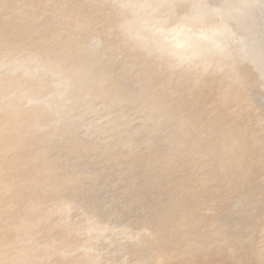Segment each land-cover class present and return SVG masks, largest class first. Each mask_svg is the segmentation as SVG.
Segmentation results:
<instances>
[{"label":"rangeland","instance_id":"1","mask_svg":"<svg viewBox=\"0 0 264 264\" xmlns=\"http://www.w3.org/2000/svg\"><path fill=\"white\" fill-rule=\"evenodd\" d=\"M1 1V0H0ZM5 2V0H2L1 2L2 3H4ZM8 1V0H7ZM5 2L4 4L5 5H9L10 3H12L13 1H15V3L17 2L18 3V5H17V3L15 4L14 2V4L15 5H17L16 7H15V9L13 8L14 6V4L12 3V4H10V5H12V6H8V8H7V6L6 7H4V5L2 4V3H0L1 4V6H2V8H0V9H2V11L1 12H4V13H1L0 12V20H1V18H2V22L0 21V39L3 37V39L4 38H7V40L8 41H6V39H4L5 40V43L6 44H4V45H2V48H1V46H0V72H1V74H2V71L3 72H5V70H6V72L4 73V74H6V73H8L7 75H8V77H6V78H2V79H4V82H3V80L1 79V74H0V79H1V81L3 82L2 84V86H1V84H0V88H1V90H0V102H1V104H0V107H3V108H8V113H7V115H9V116H7V120L9 119L10 121L9 122H14L15 120H17V118H18V116L22 113V112H24L25 113V115H24V113H22L21 115L24 117V119H23V117L21 118V115H20V118L22 119V121L23 122H26L27 123V132H26V134H25V138H24V141H23V145L24 144H28L26 147H28V149L29 150H31V149H33V150H36L38 147H42L41 146V141L42 140H44V142H45V145L47 146V144L49 145V144H51V142H52V144L51 145H53V146H51L52 148H54V149H52L51 151V153L50 154H47V155H45V157L44 156H42L43 158H38V159H40V160H36V159H34L35 161H40L39 162V166H40V169H39V166H36V165H38V164H36L35 166L36 167H34L33 165H31V166H29V165H26L27 167H25L24 168V166L22 167V168H20V170L22 169L23 171L24 170H26L27 168V170L28 171H24V174L26 173V175L29 177L28 178V180L30 181V179H32L33 178V180L34 181H31V185L33 184V183H35V181H38V182H40V183H42V182H44V178L46 177V180L48 179V178H50V175L52 174H49V172H48V174L47 173H45L46 171L42 168V162L44 163V162H46L45 160V158H54L53 160H55V161H59L60 163H64L65 165H66V163H67V165L66 166H68L69 167V169L71 168L73 171H75L74 173H78L79 174V180H77V182L78 181H80L81 179H82V181H83V184H87L88 186H85L84 187V189L86 188L87 189V187H89V183H87V182H89V181H91V180H89L88 179V177L90 176V178L92 177L93 179H92V181H93V183H91V185L98 191L96 194L95 193H93V194H89L92 198H90V200H91V202L90 203H92L93 202V204L95 203L97 206H101V207H108V208H104V210H106V213H105V211H104V215L106 216V218L105 217H103V220L101 221V222H99V223H97V224H94V223H92V226H91V222H93V221H95L96 219L98 220V218L93 214V213H91L90 211H88V210H82L83 208H81V210L80 209H77L76 210V208L74 209V207L72 206H70V208L68 207L66 210H65V212L63 213V211H61V212H58L59 210H56V209H54V207L55 208H57L56 206H54V204L53 203H47L48 205H49V207H48V205H46L47 207V209L49 210V212H53L52 213V215L55 213V214H57L55 211H57L58 212V214L57 215H55L54 214V216H53V222H60L61 224H67L68 223V225H72V227L73 228H75V227H77L76 229L78 230V228L81 230V228H82V230H81V233L79 234L78 233V235H81L82 234V236H80V238L83 240L84 238H87V239H89L90 240V237H91V239L93 240H91V241H87V245L89 244V246L88 247H94L93 248V252H92V250L90 251V248H88L87 247V245H86V247H81V248H76V249H73L74 251L76 250L77 251V249H78V252H76L75 251V253L77 254H75L74 253V251L72 252V251H70L69 253H71V255L68 253L67 254V256L69 255V256H72L73 255V257H79V256H81V254H86L85 256V258H89V257H91V256H93L92 258H94V259H96V261L98 260V262H101V263H103V264H122L123 263V261H124V263L123 264H129L128 262L131 260L130 258H129V256H131L130 254L128 255V253L127 252H125V249H122V251H120L119 250V247H120V245L122 246V247H120V248H124V247H127V246H129V243L130 244H132V243H135L136 242V240H137V242L138 243H140L139 241H138V239H139V237H140V235H142V233H143V235L141 236L142 237V239L145 241V243H146V241H148V239L150 240V238H152L149 234L153 231V233H154V230H153V227H152V225L151 224H149V222H148V219L145 221V217L143 216L145 213L143 212V210L146 208V206L149 208V207H151L149 204H157L156 206H154V207H156L155 209H157L158 207V209H160V206H161V209L159 210L161 213L163 212L164 213V211L166 212V217L165 218H167V221H168V219L169 218H171L169 221H168V224H167V235H162V238L164 239H167L168 237L169 238H171V243L173 244L174 243V240H176V238H178L177 240H180V239H182V238H179V237H181V235H183L184 233H188V232H190V229L193 227V224L195 225V229H196V227H197V229H196V233H198L199 231L200 232H202L204 235V237H205V239H206V237L208 236V238H207V240L209 239V240H211L210 242H209V245L207 246V248H203V247H201V245H202V243H200L201 241L199 240V242L197 243V241H196V244H195V242L194 243H191V245L190 246H192V244L194 245L195 244V246H192L190 249H188V252H189V250H190V253H197V252H200L198 249H199V247H201V248H203V249H207L208 251H218V250H222V249H225V247L227 248V245H225V244H229V243H232L233 244V241L232 240H234V239H236V237H235V235L239 238L240 237V240L239 239H237L236 240V242H239L240 241V245L238 244V246H240L241 247V245H247L246 247H244V245H243V248L241 247V249H240V247H238V249H236L237 247H234V248H232V249H229V251H227V260L228 261H233V263L234 264H255L256 263V257H257V252H259V250L260 249H262V247H264L263 245H264V233L262 232V231H260V230H258V228H259V225L261 224V222H262V219L264 218V217H261V216H263L264 215V195L262 196V198L261 197H254L253 196V198L254 199H252V197L251 196H245V195H243L244 194V192H246V191H248V192H253L254 190H258V189H263V192H264V185H263V183H264V162L262 163V161H264V124H261V122L262 123H264V121H263V119L261 118V117H263V115H262V113L264 112V110L262 111V109H264V104H263V102L264 101H262L261 99H263L264 97V94H262V93H264V76L263 75H260V74H258V72L256 73V71H255V69H253L252 70V68H246V66H249V65H256V63L255 62H253L252 60H248L247 61V59H244L243 57H241V56H239L238 57V55H240V54H238V52H237V54L235 55L234 53H236V49H234L235 48V46H236V48L237 47H242V44L244 43V41L245 40H248V39H250L251 40V38L253 39V38H255L254 36L256 35V34H259V35H261L262 36V39L264 40V0H136V1H134V0H124V2H123V0H122V3L123 4H121V1L120 0H101V1H99V0H91V2H89V0H71V3H70V0H66V2H65V0H49V2L51 1H53L52 3H49L47 0H45V4H47V6H48V8H49V6H50V8L48 9L47 8V6L46 5H43V3H44V1L43 0H33L32 2H29V1H31V0H28V1H26V0H24L26 3L25 4H27V5H30V3H31V5L30 6H28V8L30 7V8H32L33 9V6H34V9L32 10V9H30V10H28V8L27 7H25V4H21V1L24 3V1L23 0H13L12 2H11V0L9 1L10 3H8V2ZM20 1V2H19ZM46 1H47V3H46ZM97 2L96 3V5L94 4V2ZM103 1V2H102ZM108 1H109V3H108ZM127 1H128V3H129V5H127L128 3H127ZM152 1V2H151ZM155 1V2H154ZM174 1V2H173ZM28 2V3H27ZM69 2V3H68ZM120 2V3H119ZM132 2V3H131ZM136 2V3H135ZM141 2V3H140ZM148 2V3H147ZM176 2V3H175ZM178 2V3H177ZM253 2V3H252ZM64 3H65V5H64ZM86 3V5H84ZM93 5H92V4ZM102 3V4H101ZM111 3V4H110ZM147 3V4H146ZM21 4V5H20ZM39 4V5H38ZM48 4H50V5H48ZM67 4H68V6H67ZM93 6V8L91 7V9H90V6L91 5ZM98 4V5H97ZM126 4V5H125ZM135 4H137V6H133V5H135ZM140 4V5H139ZM143 4H145V5H143ZM175 4V5H174ZM179 4H180V6H179ZM26 5V6H27ZM53 5V6H52ZM54 5H55V7H54ZM69 5H71V6H69ZM74 5H75V9H74ZM119 5V6H118ZM181 5H182V7H181ZM188 5H190L189 7H188ZM0 6V7H1ZM20 6V7H19ZM23 6V7H22ZM32 6V7H31ZM86 6V7H85ZM95 6V7H94ZM109 6V7H108ZM121 6H123V7H121ZM130 6V7H129ZM132 6H133V8H132ZM144 6H146V7H144ZM148 6V7H147ZM149 6H151V7H149ZM219 6H220V8H219ZM18 7V8H17ZM36 7V8H35ZM70 7V12L67 10L68 8ZM77 7V8H76ZM82 7H85L84 9L82 8ZM116 7V8H115ZM119 7V8H118ZM10 8L13 10V12H12V10H11V12L12 13H8V11H10ZM17 8V9H16ZM28 10H26V9ZM64 8H66L65 10H64ZM79 8V9H78ZM82 8V9H81ZM94 8H99V9H94ZM102 10H101V9ZM109 8V11L107 10V9ZM111 8L113 9V11H111ZM115 8V9H114ZM131 8V9H130ZM148 8V9H147ZM5 9V11H3ZM7 9H8V11H7ZM55 11V9H56V11L54 12L53 10ZM71 9L73 10V11H71ZM87 9V10H86ZM90 11H89V10ZM143 9V10H142ZM194 9H197V10H194ZM220 9V10H219ZM18 10V13H15L16 11ZM37 10V11H36ZM52 10V11H51ZM74 10L76 11V12H74ZM80 10V11H79ZM84 10V11H83ZM92 10V11H91ZM255 10H257L258 12H256V14L254 13L255 12ZM6 11H7V13H6ZM15 11V12H14ZM19 11H20V16H21V14H23V13H26V15L25 14H23L24 16H25V20L23 19L24 18V16L22 17V19L21 20H24L25 21V25H24V23H22L21 24V22H23V21H21V20H18L19 22H18V24H15V22H12L13 20H14V18L15 17H17L18 18V16H15V14H19ZM30 11V12H29ZM100 11H102L103 13H101ZM118 11H119V13H118ZM29 12V13H28ZM36 12V13H35ZM54 12V14H52ZM82 12V13H81ZM84 12H85V14H84ZM90 12V13H89ZM93 12V13H92ZM150 13V14H147V13ZM189 12H191V13H189ZM81 13V14H80ZM106 13V14H105ZM12 14H14V18L12 19V20H10L11 18H12ZM54 16V18L52 17V15ZM68 14V15H67ZM72 14V15H71ZM97 14V15H96ZM127 14V15H126ZM149 15V16H148ZM191 15V16H190ZM194 15V16H193ZM19 16V18L18 19H20L21 17ZM50 16V17H49ZM59 16V17H58ZM74 16V17H73ZM83 16H85L84 18H86V19H88V20H86V19H84L83 20ZM87 16V17H86ZM93 16V17H92ZM98 16V17H97ZM108 16H109V18H108ZM116 16H117V18H116ZM141 16V17H140ZM198 16V17H197ZM200 16V17H199ZM221 16H222V19H220L221 18ZM245 16V17H244ZM8 17L10 18V19H8ZM55 17H57V18H55ZM88 17H90V18H88ZM92 17V18H91ZM187 17V18H186ZM210 17V18H209ZM247 17V18H246ZM257 17V18H256ZM17 18H15V19H17ZM96 20H95V19ZM104 18V19H103ZM119 18V19H118ZM199 18H201V19H199ZM206 18V19H205ZM239 18H240V20H239ZM5 19H6V21H8L7 23H5ZM8 19V20H7ZM28 19V20H27ZM53 19V20H52ZM93 19V20H92ZM111 19V20H110ZM245 19V20H244ZM26 20H27V22H26ZM53 22H52V21ZM121 20V21H120ZM192 20V21H191ZM204 20V21H203ZM208 20V21H207ZM9 21H11L10 23H12V24H10V25H14L15 24V27H17V28H15L14 26L12 27V28H14L13 30H12V28L10 27V26H6V24L8 25V23H9ZM16 21V20H15ZM91 21V22H90ZM105 21V22H104ZM109 21V23H106V22H108ZM113 21V22H112ZM153 21V22H152ZM215 21V22H214ZM217 21V22H216ZM245 21H246V23H245ZM54 22H55V24H54ZM93 22V23H92ZM95 22V23H94ZM135 22V23H134ZM144 22V23H143ZM221 22H223V23H221ZM5 23V24H4ZM17 23V22H16ZM21 25H20V24ZM91 23V24H90ZM111 23V24H110ZM221 23V24H220ZM255 23H256V25H255ZM27 24V25H26ZM30 24V25H29ZM188 24H189V26H188ZM234 24V25H233ZM18 25H20V26H18ZM54 25V26H53ZM89 25V26H88ZM252 25V26H251ZM254 25V26H253ZM8 28V29H5L6 27ZM24 26H26L25 28H23ZM92 26V29H93V31H91L92 29L90 28ZM142 26V27H141ZM21 27H22V29H21ZM104 27H105V29H104ZM193 27V28H192ZM220 27H222L221 29H220ZM86 28H90L89 30L88 29H86ZM257 28V29H256ZM228 30V32L225 30ZM2 30V31H1ZM8 30V31H7ZM87 30V31H86ZM103 30V31H102ZM121 30H125V33L124 34H122L121 32ZM252 30H253V32H252ZM22 31H24V32H22ZM90 31V32H89ZM105 31V32H104ZM222 31H223V33H222ZM241 31V32H240ZM261 31V32H260ZM87 32H89V33H91V34H89V33H87ZM234 32V33H233ZM2 33H4L3 35H2ZM7 33H9V34H7ZM22 33H24L23 34V36H22ZM38 33H40V34H38ZM52 33V34H51ZM100 33H103V34H101V36L99 37V35H100ZM118 33V34H117ZM225 33V34H224ZM14 35V37H13V35ZM227 34V35H226ZM248 34V35H247ZM4 35H9V36H4ZM15 35H17V36H15ZM88 35V36H87ZM25 36V37H24ZM87 36V37H86ZM90 36V37H89ZM227 36V37H226ZM119 37V38H118ZM153 37V38H152ZM206 38V37H212L213 39L215 38V39H217V41H218V45H217V49H220L219 51H216V49L214 50V49H206L204 46H203V44L204 43H207V42H209L208 41V39L206 38V40H203V38ZM238 37V38H237ZM10 38H12V39H14V40H12V39H10ZM89 38V39H88ZM105 38H107V39H105ZM126 38V39H125ZM3 39H1V41L3 40ZM29 39V40H28ZM91 39V40H90ZM153 39V40H152ZM230 39V40H229ZM240 39V40H239ZM28 40V44L27 43H25L26 41ZM94 40V41H93ZM107 40V41H106ZM123 40V41H122ZM126 42H125V41ZM224 40V41H223ZM233 40V41H232ZM9 41H11V42H9ZM17 41V42H16ZM93 41V42H92ZM228 41V42H227ZM4 41H2V43H3ZM8 42V43H7ZM107 42V43H106ZM116 42H118L117 44H116ZM123 42V43H122ZM125 42V43H124ZM231 42H232V45H231ZM1 42H0V45L2 44ZM23 43L26 45H28V47H29V50H28V47H25L24 48V46L25 45H23ZM94 43V44H93ZM228 43V44H227ZM21 44H22V46H21ZM85 44V45H84ZM87 44V45H86ZM96 44H98V46L96 45ZM111 44H112V48H111ZM220 44H222V45H220ZM223 44H224V46H223ZM227 44V45H226ZM230 44V46H232L231 48H233V49H231L230 48V46H229V48L227 47L228 45ZM5 45H7V46H5ZM90 45H91V47H90ZM94 45H96L97 46V48L96 47H93ZM105 45H107L106 47H108V48H106L105 47ZM123 45H125V46H123ZM173 45L175 46V47H173ZM239 45V46H238ZM241 45V46H240ZM5 46V48L3 49V47ZM19 46H20V48H19ZM85 46V47H84ZM120 46V47H119ZM226 46V48H224ZM8 47V48H7ZM10 47V48H9ZM111 49H110V48ZM114 47H116L115 49H114ZM184 47H188V48H186L184 51H182V52H178V51H176V50H179L178 48H184ZM9 49V50H7V49ZM22 48H24V49H26L25 50V54H30V55H27V56H29V58H27L26 60H25V58L27 57H25V55H24V53H23V55H24V57L22 56V54H21V50H24V49H22ZM87 48L88 49H90V50H88V51H90V53L87 51ZM124 48H126L125 50H124ZM228 48V49H227ZM21 49V50H20ZM95 49V50H94ZM96 49H97V51H96ZM105 49V50H104ZM122 49V50H121ZM223 49V50H222ZM238 49H242V48H238ZM2 50H5V54L7 53L6 52V50L7 51H10V52H8L7 53V55H3L4 53V51H2ZM43 50V51H42ZM110 50H113V51H110ZM189 50V51H188ZM230 50V51H229ZM232 50V51H231ZM28 51H29V53H28ZM104 53H103V52ZM106 51H108V53L106 52ZM122 51V52H121ZM128 51V52H127ZM166 51V52H165ZM223 51H225V52H223ZM235 51V52H234ZM24 52V51H23ZM97 52V53H96ZM127 54H126V53ZM130 52V53H129ZM228 52H230L231 53V55H232V53L234 54V56L232 55V57H236V61L238 62V64H240L241 66H242V62L246 65H243L244 66V68L242 69L241 68V66H240V70H244V72L243 71H240L238 68H239V65L237 64V63H235L236 61H235V59H234V63L235 64H232L233 63V59H232V57H231V55L228 53ZM262 52H264V51H261V53ZM88 55H87V54ZM205 53H206V55H205ZM178 54V55H177ZM180 54V55H179ZM3 56V58H2V56ZM13 55V56H12ZM87 55V56H86ZM103 55H105V56H103ZM205 55V56H204ZM4 56H6V57H4ZM85 56V57H84ZM227 56V57H226ZM10 57H12L11 58V61H10ZM115 57H117V58H115ZM203 57H204V60H203ZM1 58H2V60H1ZM9 58V59H8ZM22 58H24V59H22ZM39 58H40V60H39ZM108 58V59H107ZM225 58H227V59H225ZM231 58V59H230ZM238 58H240V59H238ZM7 59V60H6ZM55 59V60H54ZM96 59V60H95ZM116 59V60H115ZM241 59H243L242 60V62H241ZM14 60V61H13ZM25 60V61H24ZM62 60V61H61ZM110 60V61H109ZM112 60V61H111ZM201 60V61H200ZM226 60V62H224ZM232 60V61H231ZM241 62H239V61ZM262 60V59H261ZM260 60V61H261ZM263 60H264V58H263ZM5 61H6V64L4 65V63H5ZM41 61V62H40ZM73 61V62H72ZM78 61V62H77ZM121 61V62H120ZM158 61V62H157ZM230 61V62H229ZM250 61V62H249ZM10 62V63H9ZM108 62V63H107ZM149 62V63H148ZM179 63V62H184L185 63V65H178V64H175V63ZM217 62V63H216ZM219 62H221V63H224V64H221V63H219ZM246 62V63H245ZM248 62V63H247ZM73 63V64H72ZM228 63V64H227ZM231 64V66H230V64ZM255 63V64H254ZM261 63V62H260ZM262 63H264V62H262ZM91 64V65H90ZM97 64V65H96ZM247 64H249V65H247ZM47 65V66H46ZM225 65H227V66H225ZM235 65H236V67H235ZM261 65V64H260ZM2 66V67H1ZM4 66V67H3ZM16 66V67H15ZM123 66V67H122ZM126 66V67H125ZM129 66V67H128ZM131 66V67H130ZM134 66V67H133ZM222 66H224V67H222ZM8 67H9V69H8ZM13 67V68H12ZM15 67V68H14ZM19 67V68H18ZM136 67V68H135ZM6 68V69H5ZM18 68V70H20V71H18L17 72V69ZM28 68H30V69H28ZM100 68V70L98 71V69ZM128 68V69H127ZM151 68V69H150ZM233 68V69H232ZM36 69V70H35ZM69 69V70H68ZM143 69V70H142ZM146 71H145V70ZM231 69H232V71H231ZM234 69L236 70L235 72H233L234 71ZM251 69V71H253L252 73L253 74H251V71H250V73L248 72V71H245V70H250ZM15 71V72H17V73H15V74H12L13 73V71ZM23 70V71H22ZM32 70V71H31ZM35 70V71H34ZM75 70H76V73H75ZM132 70V71H131ZM140 70V71H139ZM142 70V71H141ZM8 71V72H7ZM11 71V72H10ZM25 71V72H24ZM102 71H104V72H102ZM230 71V72H229ZM240 71V72H239ZM22 74H21V73ZM29 72H30V74H29ZM84 72V73H83ZM91 72V73H90ZM98 72V73H97ZM129 72V73H128ZM137 72V73H136ZM228 73V75H227V73ZM231 72H233V73H231ZM237 72H239L240 74H241V77L243 78L242 80H244L243 82H242V80L239 78L240 77V75L237 73ZM242 72H243V74H242ZM22 75H20V74ZM69 73H71V74H69ZM100 73V74H99ZM107 73H108V75H107ZM126 73H128V74H126ZM172 73V74H171ZM183 73V74H182ZM226 73V74H225ZM230 73L232 74V75H230ZM256 73V74H255ZM3 74V75H4ZM10 74L12 75V76H15V77H13L12 78V76H10ZM17 74H19L20 75V77H21V79H22V83H19L21 80H20V78H19V80H17V78L19 77V75H17ZM25 74L27 75V77L25 76ZM68 74V75H67ZM88 74V75H87ZM102 74V75H101ZM223 74H225V75H223ZM237 74V75H236ZM246 74V75H245ZM258 74V75H257ZM6 75V76H7ZM16 75H17V77H16ZM81 77H80V76ZM89 75H91V76H89ZM107 75V76H106ZM248 75L250 76V75H252V77L250 76V78H249V80H248ZM23 76H24V79L25 80H23ZM78 76V77H77ZM101 76V77H100ZM105 76V77H104ZM134 76V77H133ZM136 76V77H135ZM239 76V77H238ZM244 76H246V78H244ZM4 77V76H3ZM10 77V78H9ZM86 79V81H84L85 79ZM96 79H95V78ZM119 77V78H118ZM141 77V78H140ZM215 77V78H214ZM231 79H230V78ZM235 77V78H234ZM238 77V78H237ZM256 77H258V78H256ZM8 78V79H7ZM14 78H16V80L14 81V82H12L11 80L12 79H14ZM100 78V79H99ZM131 78V79H130ZM136 78V79H135ZM143 78V79H142ZM204 78V79H203ZM218 78H220V79H218ZM229 78V79H228ZM262 78V79H261ZM7 79V80H6ZM11 79V80H10ZM83 79V80H82ZM121 79H122V81H121ZM133 79H134V81H133ZM233 79V80H232ZM237 79H239L238 81H237ZM245 79H247L248 81L246 82V80ZM250 79L253 81V82H255V84H253L252 83V81H250ZM261 79V80H260ZM77 80V81H76ZM100 80H101V83H100ZM102 80H104V82L102 81ZM131 80V81H130ZM234 80H236L235 82H234ZM256 80H257V82H256ZM258 80H259V82L263 85V86H260V84H259V82H258ZM0 81V82H1ZM5 81H7V82H5ZM8 81H9V83H8ZM19 81V82H18ZM80 83H79V82ZM90 81V82H89ZM115 81V82H114ZM153 81V82H152ZM163 81V82H162ZM16 82H18V84H21V86L23 87V88H25V89H23L20 85H17V83ZM31 82V83H30ZM78 82V83H77ZM99 84H101L102 85V88L101 87H97V89H96V84L97 83ZM122 82H125V83H122ZM133 82H135V83H133ZM170 82V83H169ZM240 82V83H239ZM241 82H242V84H241ZM263 82V83H262ZM5 83H8V84H5ZM16 83V84H15ZM23 83H25V85H23ZM90 83V84H89ZM96 83V84H95ZM103 83V84H102ZM131 83H133V84H131ZM156 83V84H155ZM162 85H161V84ZM166 83V84H165ZM229 83V84H228ZM246 83V84H245ZM257 83V84H256ZM9 84H13V85H9ZM15 84V85H14ZM28 86H27V85ZM29 84H30V87H29ZM79 84V85H78ZM86 84V85H85ZM95 86H94V85ZM99 84V86H101ZM154 84V85H153ZM160 84V85H159ZM236 84V85H235ZM237 84H240L241 85V87L240 86H238ZM245 84V85H244ZM248 84V85H247ZM250 84H251V87H250ZM17 85V86H16ZM83 85H85V86H83ZM105 85V86H104ZM135 85V86H134ZM140 85H141V87H140ZM179 85V86H178ZM243 85V86H242ZM259 85V86H258ZM11 87V89H10V87ZM12 86L14 87L15 86V92H13L12 90ZM82 86V88H81V91H79L80 90V87ZM117 86V87H116ZM134 86V87H133ZM138 86V87H137ZM153 86V87H152ZM158 86V87H157ZM203 86V87H202ZM224 86V87H223ZM232 86V87H231ZM236 86V87H235ZM246 88H245V87ZM21 88L20 90H19V88ZM26 87H27V89H26ZM86 87V88H85ZM92 87L94 88V89H92ZM104 87V88H103ZM116 87V88H115ZM132 87L134 88L133 90H131L132 89ZM155 87H156V89L157 90H154L155 89ZM167 87V88H166ZM205 87V88H204ZM242 87H244V90H243V88ZM253 87V88H252ZM257 87V88H256ZM261 87V88H260ZM78 88V89H77ZM88 88H90V89H88ZM101 88V89H100ZM128 88V89H127ZM151 88H153V89H151ZM165 88V89H164ZM171 88H172V90H171ZM182 90H181V89ZM184 88V89H183ZM209 90H207V89ZM233 88V89H232ZM242 89V91H241V89ZM248 88H250V89H252V90H250L249 89V92H248ZM18 89V90H17ZM96 89V90H95ZM109 89L111 90V91H109ZM125 89V90H124ZM135 89H137V90H135ZM161 89V90H160ZM228 89V90H227ZM246 89H247V91H246ZM256 90V92L257 93H255L254 91ZM258 89V90H257ZM261 89V90H260ZM21 90H23L22 92H21ZM85 90V91H84ZM100 90V92H98ZM128 90V91H127ZM139 90V91H138ZM152 90L154 91V92H152ZM166 90V91H165ZM168 90L170 91L169 93H167L168 92ZM17 91H19L20 93H22V96H20L21 97V99H20V97L18 98L17 97V100L16 101H14V103L16 104V102H17V106L12 102L13 101V99L15 98L16 99V96L14 97L13 96V94H15V95H19L20 93L19 92H17ZM28 91V92H27ZM97 91V92H96ZM102 91H104V93L102 92ZM107 91V92H106ZM131 93H130V92ZM158 91V92H157ZM172 91V92H171ZM191 91V92H190ZM218 91V92H217ZM248 93V94H251L250 95V97H249V99L251 100H247L246 99V102H243V97L245 98H248V94L246 93V92ZM262 91V92H261ZM74 92V93H73ZM85 92V93H84ZM88 92V93H87ZM93 92V93H92ZM96 92V93H95ZM106 92V93H105ZM127 92V93H126ZM140 92V93H139ZM175 92V93H174ZM194 92V93H193ZM196 92V93H195ZM203 92V93H202ZM245 92V93H244ZM252 92H253V94H252ZM260 92H261V94H260ZM13 93V94H12ZM24 93V94H23ZM26 93V94H25ZM86 93L88 94V96L86 95ZM98 93V94H97ZM103 93V94H102ZM116 93V94H115ZM153 93V94H152ZM156 95H158V96H156ZM188 93H189V95H188ZM238 93V95H236ZM10 95V94H12V97L11 96H9L8 98H6L8 95ZM81 94V95H80ZM84 94H85V97H84ZM92 94H93V96H92ZM99 94L101 95V97H99ZM115 94V95H114ZM123 94V95H122ZM132 94V95H131ZM170 94V95H169ZM186 94V95H188V97H186V95H185V98H184V95ZM229 94V95H228ZM241 94V95H240ZM260 94V95H259ZM7 95V96H6ZM27 95V96H26ZM94 95H95V97H94ZM103 95H104V97H103ZM112 95V96H111ZM119 95V96H118ZM151 95V96H150ZM152 95H155V96H152ZM168 97H167V96ZM236 96V98H235V96ZM240 95V96H239ZM246 95V96H245ZM253 95V96H252ZM256 95H258L257 97H256ZM262 95V96H261ZM57 96V97H56ZM86 96L89 98H86ZM92 96V97H91ZM96 96H98V97H96ZM171 96V97H170ZM190 96V97H189ZM202 96V97H201ZM205 96V97H204ZM232 96V97H231ZM261 96V97H260ZM11 97V98H10ZM23 97H26V98H23ZM28 97V98H27ZM85 98V99H82V98ZM120 97V98H119ZM131 97H132V99H131ZM163 97H165V99H167L168 101H166L165 99H163ZM170 97V99H168ZM192 97H193V100H192ZM200 97H201V99H200ZM217 97V98H216ZM240 97V98H239ZM261 99H260V98ZM263 97V98H262ZM23 98V99H22ZM29 98H31L30 100H29ZM95 98L97 99H101L100 100V102H98L99 100L97 99L96 100V102L94 101L95 100ZM104 98V99H103ZM157 100H156V99ZM190 98H191V100H190ZM196 98V99H195ZM199 98V99H198ZM214 98V99H213ZM222 98V99H221ZM232 98H233V100H232ZM240 100H239V99ZM242 98V99H241ZM8 99H12V100H8ZM14 99V100H15ZM19 99V100H18ZM88 101H87V100ZM91 99H93L92 101H90ZM119 99V100H118ZM131 101H130V100ZM134 99V100H133ZM151 99V100H150ZM153 99H155L156 100V102H155V100H153ZM195 99V100H194ZM197 99H198V101H197ZM204 99V100H203ZM211 99H213V101L211 100ZM231 99V100H230ZM259 99L261 100V101H259ZM21 100V101H20ZM27 100V101H26ZM133 100V101H132ZM137 100V101H136ZM139 100V101H138ZM163 100V102L162 103H160L161 101ZM188 100H190V101H188ZM215 100V101H214ZM234 100H237V101H235L234 102ZM242 100V101H241ZM258 100V101H257ZM20 101V102H19ZM23 101V102H22ZM24 101H25V103H24ZM29 101V102H28ZM95 102V104H94V102ZM108 101V102H107ZM128 101H130V102H128ZM154 101V102H153ZM170 101V102H169ZM174 101H175V103H174ZM191 101H192V103H191ZM196 101V102H195ZM209 101H210V103H212L211 104V106H210V108L208 107V106H206V105H210V103H209ZM240 101H241V103H240ZM244 101H245V99H244ZM255 101V102H254ZM11 102H12V104H11ZM28 102V104L26 105V103ZM75 102V103H74ZM81 102V103H80ZM89 102V103H88ZM110 102V103H109ZM151 102V103H150ZM158 102V103H157ZM168 102H169V104L170 105H168ZM203 102H204V106H202L201 107V105H203ZM249 102V103H248ZM262 102V103H261ZM21 103V105H19ZM86 103V104H85ZM91 103V104H90ZM100 103V104H99ZM109 103V104H108ZM130 103H131V105H130ZM134 103V104H133ZM135 103H137L136 105H135ZM141 103V104H140ZM155 103H157V104H159V105H157V104H155ZM164 103V104H163ZM197 103V104H196ZM198 103H201V104H198ZM214 103H217V104H214ZM239 103L241 104V106H242V108H241V106L239 105ZM252 103V104H251ZM15 105V106H13L12 107V105ZM26 105V108H25V106H22V105ZM90 104V105H89ZM94 104V105H93ZM97 104V105H96ZM113 105V106H111V105ZM230 104V105H229ZM235 104V105H234ZM238 104V105H237ZM245 104H247V105H249V104H251V105H249V106H254V108H255V110H252V109H254L253 107H251V109H250V107L249 106H247L246 105V107H245ZM28 105H29V109H27L28 108ZM83 105V106H82ZM118 105V106H117ZM129 105V106H128ZM137 105H139L140 106V108H139V106H138V108H137V110L135 111V112H137V114L133 111V110H135L136 108H135V106L137 107ZM153 105H154V107H153ZM162 105V106H161ZM193 105V106H192ZM197 105V106H196ZM212 105H214V107L212 108ZM259 105H261V106H259V111L261 112V114L258 112V110L256 109V108H258V106ZM18 106H20L19 108V110H16L17 108L16 107H18ZM22 106V107H21ZM82 106V107H81ZM91 106V107H90ZM107 106V107H106ZM109 106V107H108ZM126 106V107H125ZM159 108H158V107ZM169 106V107H168ZM216 106V107H215ZM224 108H223V107ZM240 106V108L238 109V107ZM257 106V107H256ZM263 106V107H262ZM27 110V111H25V109ZM80 109H79V108ZM84 107V108H83ZM86 107V108H85ZM89 107V108H88ZM96 107V108H95ZM118 107V108H117ZM143 107V108H142ZM168 107V108H167ZM196 107V108H195ZM206 107H208V108H206ZM232 107V108H231ZM235 107H236V109H235ZM12 108V109H11ZM13 108L16 110V111H18V112H16L15 110L14 111H12L13 110ZM124 108V109H123ZM135 108V109H134ZM150 108V109H149ZM161 108V110L162 111H160L159 109ZM166 108V113H168V111L170 112V114L167 116V114L165 113V109ZM173 110H172V109ZM200 108V109H199ZM202 108V109H201ZM216 108V109H215ZM230 108V109H229ZM234 108V109H233ZM244 108H245V110H244ZM248 110H247V109ZM22 109H24V111L22 110ZM79 109V110H78ZM141 109H143V111L145 112V114L143 113V111L141 110ZM156 109V110H155ZM158 109V110H157ZM194 110V111H192V110ZM203 109H206V111L205 110H203ZM209 109H214V110H212V111H214V113L213 112H209V113H206L207 111H211V110H209ZM21 110H22V112H21ZM43 110V111H42ZM76 110V111H75ZM116 110H118V111H116ZM123 111V112H121V111ZM124 110H125V113H124ZM147 110V111H146ZM151 112H150V111ZM164 110V111H163ZM190 110V111H189ZM196 110V111H195ZM203 110V111H202ZM232 110H235V111H232ZM238 110V112H236ZM249 110H251V111H249ZM19 111H20V114H19ZM42 111V112H41ZM62 111V112H61ZM87 111V112H86ZM94 111V112H93ZM120 111V112H119ZM129 111H131V112H129ZM141 111V112H140ZM158 111H160L161 113H162V116L160 117V112H158ZM187 111H189V112H187ZM201 111V112H200ZM216 111V112H215ZM218 111V112H217ZM253 111H254V113H253ZM11 112H16L15 114L14 113H12L11 114ZM47 113L46 115H48V116H45V114H41V113ZM55 112V113H54ZM92 112H93V114H92ZM116 113V115H115V113ZM126 112H128V115H126L127 113ZM146 112H148V114L146 113ZM154 113V114H152L151 115V113ZM179 112V113H178ZM181 112V113H180ZM193 112V113H192ZM195 112V113H194ZM202 112H204L205 113V116H204V113H202ZM222 113L221 114V116L222 117H219V113ZM235 113V115H233L234 113ZM17 113H18V115H17ZM41 115H40V114ZM50 113V114H49ZM91 113V114H90ZM106 113V114H105ZM119 113V114H118ZM131 113H132V115H131ZM135 113V114H134ZM140 113H141V115H140ZM150 113V114H149ZM173 115H172V114ZM177 113V114H176ZM189 115H191V113H192V115L191 116H189ZM200 113V114H199ZM203 115H202V114ZM216 113V114H215ZM226 113H228V114H226ZM250 113H251V115H250ZM53 114H54V116H55V119H52V117L54 118V116H53ZM80 114V115H79ZM82 114V115H81ZM109 114V115H108ZM124 116H123V115ZM158 116V117H160L159 119H158V117L156 118V117H154V116H156V115ZM199 114V115H198ZM207 114V115H206ZM224 114V115H223ZM225 114H226V116H225ZM231 114V115H230ZM250 116H249V115ZM16 117H15V116ZM44 117H46L47 119L48 118H51V119H46V118H44ZM104 115L106 116L105 118H103L102 119V117H104ZM120 115V117H118V116ZM144 115H148L147 117L146 116H144ZM164 115V116H163ZM172 116L171 118L172 119H170L169 118V116ZM194 115V116H193ZM201 115V116H200ZM209 115V116H208ZM213 117H212V116ZM215 115V116H214ZM244 115H246V116H244ZM259 115V116H258ZM41 116V117H40ZM61 116V117H60ZM68 116V117H67ZM114 116H115V118H114ZM129 116H132V117H129ZM134 116V117H133ZM137 116V117H136ZM144 116V118H142ZM154 117V118H156V119H154L153 118V120H152V122H148V118L150 119V117ZM167 118H166V117ZM176 116V117H175ZM201 117V119H199L200 117ZM231 116V117H230ZM234 116V117H233ZM243 116V117H242ZM12 117H13V119H12ZM40 117V119L42 118V120H40L41 122H38L39 121V118ZM61 120V118L63 119V121L61 120H58V118ZM117 117V118H116ZM141 117V118H140ZM146 117V118H145ZM162 117H164V119L162 118ZM174 117H175V119H174ZM187 117V118H186ZM193 117V118H192ZM199 117V118H198ZM203 117H204V119H203ZM209 117H211V118H209ZM215 117V118H214ZM226 117V118H225ZM235 117H237V118H235ZM241 117V118H240ZM247 117V119H244V118H246ZM259 117H260V119H259ZM16 118V119H15ZM80 118V119H79ZM121 118H123V119H121ZM137 118V119H136ZM195 118H198V119H195ZM205 118H207V119H205ZM217 118V119H216ZM232 119V121H231V119ZM239 118V119H238ZM264 118V117H263ZM38 119V120H37ZM45 119V120H44ZM73 119V120H72ZM99 119V120H98ZM116 119V120H115ZM118 119H120L119 121H117ZM163 119V120H162ZM165 119H167V121L165 120ZM168 119H170V121H168ZM194 119V120H193ZM236 119H237V121H236ZM251 119V120H250ZM262 119V120H261ZM53 120V121H52ZM55 120V121H54ZM66 120H67V122L68 123H66ZM109 120V121H108ZM114 120V121H113ZM141 120V121H140ZM158 120V122H160V123H158V122H156ZM163 122V121H165V122H161V121ZM183 120V121H182ZM201 120V121H200ZM260 120V121H259ZM45 121V122H44ZM52 121V123H50ZM90 121V122H89ZM130 121V122H129ZM140 121V122H139ZM173 121H176L175 122V124L173 123ZM186 121V122H185ZM203 121H204V123H203ZM209 122V124H207L206 122ZM214 121V122H213ZM239 121H241V122H239ZM249 121V122H248ZM8 122V121H7ZM8 122V123H9ZM11 122V123H12ZM40 123V124H38V123ZM48 122V123H47ZM62 122V123H61ZM70 122V123H69ZM109 122V123H108ZM115 122H116V124H115ZM119 122V123H118ZM122 123V125H121V123ZM135 122V123H134ZM143 122V123H142ZM154 122H156L158 125H161V124H164L163 126H164V128H166V131H165V129L163 128V126L161 127V126H158L157 124H154ZM169 122H172V124L170 123V125H168L169 124ZM178 122H179V124H178ZM183 124H182V123ZM256 122H259V124H257ZM60 123H61V126H60ZM76 123V124H75ZM134 123V124H133ZM138 123L139 124H141V125H138ZM148 123V124H147ZM149 123H151V124H149ZM154 124V126H152L153 124ZM190 123V124H189ZM200 123L201 124H203V125H200ZM214 123V124H213ZM254 123V124H253ZM42 124V125H41ZM44 124H46V125H44ZM48 124H49V126H48ZM118 124H120L119 126H118ZM143 124H146V128H144L145 127V125H143ZM173 124H174V126H173ZM185 124V125H184ZM188 124V125H187ZM214 125V127H213V125ZM244 124V125H243ZM247 124V125H246ZM36 127H35V126ZM52 125V126H51ZM56 127H55V126ZM66 125V126H65ZM148 125H149V127H148ZM177 125H179V126H177ZM226 125V127H224ZM250 125H252V126H250ZM43 126V127H42ZM45 126V127H44ZM59 126H60V128H59ZM65 126V127H64ZM69 126V127H68ZM76 126V127H75ZM121 126V127H120ZM133 126L135 127V128H133ZM137 126H141V128L140 129H142V130H140V131H143V132H141V135H140V131H138V127ZM142 126H144V127H142ZM169 126V127H168ZM170 126H171V128H173V130L170 128ZM178 128H177V127ZM182 126V127H181ZM184 126H186V127H184ZM196 126V127H195ZM201 126V127H200ZM234 126H236V129H237V131H235L236 129H235V127ZM246 126V127H245ZM38 127V128H37ZM66 128V130H64L63 128ZM68 127V128H67ZM75 127V128H74ZM84 127V128H83ZM114 127V128H113ZM117 127V128H116ZM154 127H156V128H154ZM160 127H161V129H162V132L164 131L165 133H167V135L166 134H164V132H163V134L161 135L159 132H161V129H160ZM174 127L178 130V131H175L174 130ZM179 127L182 129H180L179 130ZM195 127V128H194ZM204 127V128H203ZM206 127V128H205ZM210 127V128H209ZM224 127V128H223ZM228 127H230L229 129H228ZM234 127V128H233ZM261 128L262 130H260L259 128ZM44 128V129H43ZM54 128V129H53ZM59 128V129H58ZM86 128V129H85ZM90 128V129H89ZM110 128V129H109ZM113 128V129H112ZM133 128V129H132ZM160 130H159V129ZM168 128L169 129H171V130H169L170 131V133H168L169 131H168ZM223 128V129H222ZM226 128V129H225ZM239 128V129H238ZM245 128V129H244ZM246 128H247V130H246ZM254 128V129H253ZM38 130V131H36V130ZM43 131H42V130ZM46 129V130H45ZM51 129V131H49ZM71 129V130H70ZM73 129V130H72ZM75 129H77V131H75ZM107 129V130H106ZM111 129H112V131H111ZM137 131H136V130ZM156 129V131H154ZM157 129H158V131H157ZM195 129V130H194ZM235 129V130H234ZM259 129V130H258ZM54 130V131H53ZM87 130V131H86ZM133 132H132V131ZM147 132H146V131ZM150 130H152V131H154V133L152 132V131H150ZM186 130H187V132H186ZM191 130V131H190ZM193 130V131H192ZM207 130V131H206ZM231 130V131H230ZM244 130V131H243ZM252 130V131H251ZM42 131V132H41ZM49 131L51 134H50V139H47L46 137H47V135L49 134V132L47 133V132ZM57 131V132H56ZM135 131V132H134ZM173 131H175L177 134L175 135V132H173ZM198 133H197V132ZM216 131V132H215ZM225 131V132H224ZM230 131V132H229ZM232 131H234V133L232 132ZM247 131H248V133H247ZM38 132V133H37ZM41 132V133H40ZM54 132H55V134H54ZM69 132H71V133H69ZM81 132H83V133H81ZM95 132V133H94ZM151 132V133H150ZM161 132V133H162ZM172 132V133H171ZM205 134H204V133ZM228 132V133H227ZM241 132V133H240ZM42 133H44V134H42ZM61 133L63 134V137H62V135H61ZM66 133V134H65ZM93 135H92V134ZM111 133V134H110ZM137 133V134H136ZM149 133V134H148ZM159 133V134H158ZM174 133V134H173ZM208 133V134H207ZM215 133L217 134L216 136H215ZM243 133V134H242ZM254 133V134H253ZM262 133V134H261ZM46 134V135H45ZM54 136H53V135ZM58 134V135H57ZM80 134V135H79ZM87 134H88V136H87ZM95 134V135H94ZM101 134H103L102 135V137H101ZM105 134V135H104ZM156 134L157 135H159V140L160 141H158V139H157V136H156ZM169 134H171V135H169ZM175 135V137L173 136V135ZM187 134H189V135H187ZM211 134V135H210ZM233 137V138H236V139H233L230 135ZM233 134V135H232ZM244 134H246V135H244ZM252 134V135H251ZM260 134H261V137H260ZM37 135V136H36ZM72 135V136H71ZM73 135H74V137H73ZM109 135H110V137H109ZM149 135H150V138H155V139H151L150 140V138H149ZM153 135H154V137H153ZM180 135H182V137H180ZM193 135V136H192ZM224 135V136H223ZM228 135V136H227ZM236 135V136H235ZM239 135H241V137L239 136ZM243 135V136H242ZM257 135V136H256ZM32 136V137H31ZM44 136H46V137H44ZM57 138H59V139H56V137ZM61 138H60V137ZM65 136V137H64ZM78 136H79V138H78ZM95 136V137H94ZM98 136V137H97ZM136 136V137H135ZM148 136V137H147ZM156 136V137H155ZM165 136H167V137H164ZM188 136V137H187ZM244 136L247 138V140H246V138H244ZM30 137H31V139H30ZM53 137H55V138H53ZM109 137V138H108ZM162 137V138H161ZM171 137H173L172 139H170ZM180 137V138H179ZM224 137V138H223ZM243 137V138H242ZM29 138V139H28ZM39 138H41V140H39L38 141V139ZM46 138V139H45ZM64 138H65V140H64ZM69 138V139H68ZM89 138V139H88ZM102 138V139H101ZM111 138V139H110ZM144 138V139H143ZM145 138H147L146 139V143H145ZM164 138V139H163ZM182 138V140H181V144H183V142H185L184 143V147L182 146V145H180V143L179 142H177V141H180L179 139H181ZM230 139V141H229V139ZM242 138V139H241ZM35 139V140H34ZM54 139L57 141V142H55L54 141ZM73 139H74V141H73ZM96 139H97V141H96ZM104 139V140H103ZM135 140V142H134V140ZM162 139V140H161ZM168 139H170L169 140V142L168 141H164V140H168ZM175 139V140H174ZM176 139H177V141H176ZM221 139H222V141H221ZM238 139H239V141H238ZM29 140H32L33 142H29ZM47 140V141H46ZM50 140V141H49ZM67 140H68V142H67ZM71 142H70V141ZM131 140H133V141H131ZM174 140V141H173ZM191 140V141H190ZM217 140V141H216ZM228 140V141H227ZM242 140H243V142H242ZM27 141V142H26ZM54 141V142H53ZM64 141V142H63ZM79 141V142H78ZM132 142L131 144V147H129V145H130V143L129 142ZM138 141V142H137ZM142 141V142H141ZM144 141V142H143ZM148 141H151V143L150 142H148ZM213 141H216L217 142V144H219V145H216V143L215 142H213ZM225 141V142H224ZM233 141V142H232ZM244 141H245V143H244ZM253 141V142H252ZM262 141V142H261ZM48 142V143H47ZM66 142V143H65ZM94 142V143H93ZM148 142V143H147ZM155 142V143H154ZM159 142V143H158ZM173 142H176V143H173ZM209 142H211L210 144H209ZM228 142H229V144H228ZM232 142V143H231ZM241 142H242V144H241ZM252 142V143H251ZM30 143V144H29ZM33 143V144H32ZM47 143V144H46ZM54 143H56V144H58L57 145V147H56V144L54 145ZM65 143V144H64ZM68 143H70V145L68 144ZM74 143V144H73ZM81 143V144H80ZM86 143H88V144H86ZM96 143H98V144H96ZM104 143H106V144H104ZM119 143V144H118ZM141 143H142V145H141ZM170 143V144H169ZM171 143H173L172 145L174 146V148L176 149V151L178 152L177 154L175 153V155L176 156H169V155H174V153H171V151L173 152H176L175 151V149H171V148H173L172 147V145H171ZM178 143V145L180 146H177L176 144ZM223 143V144H222ZM224 143H226V144H224ZM236 143V144H235ZM238 143H239V146H238ZM247 143V144H246ZM249 143V144H248ZM251 143V144H250ZM254 143H255V145H254ZM76 144V145H75ZM82 144H83V146H82ZM85 144V145H84ZM96 144V145H95ZM100 144V145H99ZM104 144V145H103ZM137 144H138V146H140L141 148H143L144 149V147H145V151L143 150V149H140V147H139V149L138 148H136V146H137ZM151 144H153V146L151 147L150 145ZM162 144V145H161ZM163 144H166V145H164V146H168L167 147V149L166 148H164V146H163ZM175 144V145H174ZM188 145V146H186L185 147V145ZM190 144V145H189ZM209 144V145H208ZM31 145V146H30ZM67 145V146H66ZM73 145V146H72ZM79 145V146H78ZM89 145V146H88ZM93 145V146H92ZM150 146L151 148H149V147H147V146ZM171 147H170V146ZM194 145V146H193ZM236 145H237V148H236ZM25 146V145H24ZM60 146V147H59ZM102 146H104V147H102ZM126 146H127V148H126ZM137 146V147H138ZM156 146V147H155ZM162 146H163V152H162V150H159V147H161L162 148ZM196 146V147H195ZM215 146V147H214ZM217 146V147H216ZM226 146V147H225ZM247 146V147H246ZM248 146H251V147H249L248 148ZM31 147V148H30ZM47 147H49V148H51L50 147V145L49 146H47ZM59 147V148H58ZM71 147V148H70ZM73 147V148H72ZM76 147V149H74ZM77 147H80L79 149L77 148ZM84 147H86V148H84ZM116 147V148H115ZM133 147H135V149H133ZM188 147H190L191 149H186V148H188ZM210 147V148H209ZM214 147V148H213ZM220 148V151H219V148ZM262 147V148H261ZM61 148V149H60ZM88 148H90V149H88ZM93 148V149H92ZM95 148L97 149V150H95ZM99 148H101V149H99ZM152 148H154L153 150H152ZM160 148V149H161ZM168 148H169V150H168ZM217 148V149H216ZM225 148V149H224ZM232 148H234L233 150H232ZM253 148V149H252ZM258 148V149H257ZM56 149H57V152H56ZM73 151H72V150ZM85 149V150H84ZM104 149H105V151L107 152V153H105V151H104ZM129 149L131 150V151H129ZM138 149V151H136ZM147 149L150 151H147ZM165 149L167 150V151H165ZM184 150L183 152H182V150ZM193 149V150H192ZM210 149V150H209ZM247 149H249V150H247ZM255 149V150H254ZM263 149V150H262ZM65 150V151H64ZM84 150V151H83ZM88 152H87V151ZM94 150V151H93ZM159 150V151H158ZM191 150V151H190ZM213 150H214V152H213ZM216 150L218 151V152H216ZM227 150V151H226ZM244 150H246V152L244 151ZM253 150V151H252ZM259 150H262V151H260L259 152ZM32 151V150H31ZM64 151V152H63ZM79 151V152H78ZM102 151H104V152H102ZM121 151V152H120ZM135 151V152H134ZM144 153H143V152ZM153 151H154V153L156 154V155H158L160 152H162V154L165 152V154H166V156H167V154H169L168 153V151H170V154L166 157V156H163V155H165V154H159V156H154V155H150V154H153ZM186 151L188 152V151H190V152H188V153H190V154H187L186 153ZM193 151V152H192ZM211 151H212V153H211ZM231 151V152H230ZM6 152V153H5ZM4 153H3V156H4V158L5 159H9V158H11V156H12V152H10V151H5ZM73 152L75 153V154H73ZM83 152V153H82ZM90 152V153H89ZM108 152H109V154H108ZM124 152H126L125 154H124ZM134 152V153H133ZM138 152H140V155L141 156H138L139 155V153ZM141 152H142V154H141ZM148 152V156H147V154H145V153H147ZM152 152V153H151ZM167 152V153H166ZM180 152L181 153H185V157L186 156H188V158L186 157H184V154H180ZM194 152H198L201 156H202V154L205 156V158L207 157L208 159H203V160H200V159H202V158H204L203 156L201 157L200 155V159H198L197 158V161H192V163L193 164H189V163H191L190 161L191 160H196V157H194V156H196V154L197 153H194ZM206 152V153H205ZM223 152V153H222ZM66 153V154H65ZM98 153V154H97ZM99 153H101V154H99ZM119 153V154H118ZM128 153V154H127ZM158 153V154H157ZM192 153L193 154H195L194 156L192 155ZM207 153H210L209 155H206ZM252 153V154H251ZM260 153V154H259ZM70 154H72V156L71 157H69V158H67V156L68 155H70ZM98 156H97V155ZM104 154V155H103ZM106 154V155H105ZM120 154H121V157H120ZM127 154V155H126ZM132 154V155H131ZM134 154V155H133ZM138 154V155H137ZM144 154V155H143ZM217 154V155H216ZM219 154H220V156H219ZM49 155V156H48ZM83 155V156H82ZM88 155V156H87ZM125 155V156H124ZM160 155H162V157H164V162H165V164H167V165H164V163H162L163 162V158L161 159L160 157ZM181 155V156H180ZM211 155V156H210ZM260 155V156H259ZM9 156V157H8ZM51 156V157H50ZM90 156V157H89ZM93 156H95V157H93ZM104 156V157H103ZM133 156V157H132ZM134 156H136L137 158L138 157H140V159H139V161H143V158L144 159H147V160H144L143 162H139V161H136V160H138L136 157H134ZM151 156V157H150ZM177 156H180V157H177ZM189 156H190V159H191V156L193 157L191 160H189ZM210 158H209V157ZM226 156H228V157H226ZM235 156V157H234ZM261 156H262V158H263V160H261L262 158H261ZM63 157V158H62ZM86 157V158H85ZM97 157H100V158H98L97 159ZM117 157H119V158H117ZM151 159H150V158ZM152 157H154V160L156 159V158H158V159H156V161H155V163L154 162H152L151 160H153V158ZM169 157H171L170 159H171V161L169 162V166H168V161L169 160H167L166 161V159H168ZM197 157H198V155H197ZM219 157V158H218ZM258 157V158H257ZM37 158V157H36ZM56 158V159H55ZM76 158V159H75ZM77 158H80V159H77ZM90 158H92V159H90ZM93 158H95V159H93ZM113 158V159H112ZM124 158V159H123ZM174 158V159H173ZM179 158V159H178ZM187 159V160H185V159ZM224 159V160H222V159ZM232 158V159H231ZM235 160H234V159ZM253 158V159H252ZM260 158V159H259ZM63 159V160H62ZM65 159V160H64ZM86 159V160H85ZM90 159V160H89ZM110 159V160H109ZM118 161H117V160ZM125 159L127 160H130V161H128L127 160V162L125 161ZM136 159V160H135ZM148 159L152 162V165H153V167L154 166H157L158 165V167L156 168V167H151L152 165H150L151 163H150V161H148ZM259 159V160H258ZM33 160V159H32ZM34 160H33V162H34ZM68 160V161H67ZM79 160V161H78ZM91 160H92V162H91ZM106 160V161H105ZM108 160V161H107ZM113 161V164L110 162V163H107V162H109V161ZM172 160L173 161H175V164H176V162L178 163V164H176L175 165V167L173 166V164H174V162H172ZM198 160H200V162L198 161ZM213 160V161H212ZM65 161H67V162H65ZM104 161V162H103ZM178 161H180V163L178 162ZM187 161V162H186ZM222 161V162H221ZM225 161V162H224ZM70 162H71V164H70ZM79 162H81V163H79ZM87 162H89V163H87ZM103 162V163H102ZM114 162H116L115 163V166H114ZM123 162V163H122ZM144 162H146V164L144 163ZM171 162H172V165H170L171 164ZM183 162V163H182ZM186 162V165H183L184 163ZM194 162H195V164H194ZM200 163V164H198L199 165V167H198V165L196 164V163ZM201 162H206V163H201ZM208 162V163H207ZM216 162H217V164H216ZM236 162V163H235ZM35 163V162H34ZM74 165H73V164ZM77 165H76V164ZM88 165H87V164ZM136 163H138L137 165L140 167H138L137 165H136ZM142 163H143V165H142ZM149 163V164H148ZM226 163V164H225ZM90 164V165H89ZM105 164H106V166H105ZM108 164V165H107ZM112 164V165H111ZM124 164H125V166H124ZM145 164V165H144ZM147 164H148V166H147ZM157 164V165H156ZM160 164H161V166H160ZM162 164L164 165V167L166 166H168L167 168L165 167V169L163 168V166H162ZM188 164L190 165V166H188ZM205 164V165H204ZM206 164H208V166L206 165ZM213 164H214V166H215V168L216 169H214V166H213ZM232 166H231V165ZM237 164H238V166H237ZM254 164V165H253ZM260 164H261V166H260ZM70 165H71V167H70ZM83 165H86L85 167L83 166ZM91 165H92V167H91ZM99 165V167H97ZM134 166V167H132V169H131V166ZM197 165V166H196ZM201 165V166H200ZM221 165V166H220ZM228 166V168H227V166ZM29 166V167H28ZM82 166H83V168H82ZM113 166H114V168L119 172L120 170V172H121V174L120 173H118V172H116V170H113L112 171V168H113ZM136 166V167H135ZM159 166L161 167V168H159ZM178 166V167H177ZM195 166V168H192V167H194ZM205 168H204V167ZM237 166V167H236ZM242 166V167H241ZM263 166V167H262ZM35 168L36 170L38 169V170H41V168H42V171L45 173L44 175L45 176H43L42 177V181L39 179V178H41L40 177V175L38 176V178H36L37 176L35 175V173H36V170L35 169H33V168ZM89 167V168H88ZM95 167V168H94ZM104 167V168H103ZM111 167V172H109V168ZM124 167H129V168H125L124 169ZM149 168V169H147V168ZM172 167H174V168H172ZM177 167V168H176ZM188 167H190V168H188ZM196 167L197 168H199L198 170H196ZM201 167V168H200ZM208 167H213L212 169H213V171L215 170V172H212V170H210V168H208ZM256 167H258V168H260V169H258V168H256ZM29 168H31V169H29ZM136 168V172H135V169ZM142 168V169H141ZM143 168H144V170H143ZM156 168V169H155ZM163 168V169H162ZM203 168V169H202ZM219 168H220V171L222 170V172H220L219 171ZM221 168H223V169H221ZM33 169V171L35 170V173H33V174H31V172H33V171H30L29 172V170H32ZM70 169V170H71ZM76 169V170H75ZM82 169V170H81ZM84 169H90L89 171H86V170H84ZM124 169V170H123ZM130 169V170H129ZM153 171H152V170ZM157 169H158V171H157ZM168 169V170H167ZM179 169V170H178ZM181 169H183V170H181ZM187 169V170H186ZM225 169L228 171H225ZM256 169H258V170H256ZM20 170H17V173H16V175H19V172L20 173H22L23 174V172L22 171H20ZM93 170V171H92ZM106 170V171H105ZM129 170V171H128ZM132 170H134V171H132ZM137 170L140 172V170L142 171V172H140V174H139V172H137ZM147 170V171H146ZM177 170V171H176ZM190 170V171H189ZM194 170V171H193ZM202 170V171H201ZM225 172H224V171ZM263 171V174H262V172L260 173V174H262V176H263V178H262V176L259 174V172L260 171ZM84 172V173H82V172ZM85 171L87 172V173H85ZM97 171V172H96ZM148 171H149V173H148ZM150 171H152V176H151V172ZM154 171H157L156 173H154ZM161 171H162V173H163V176H162V173H161ZM164 171H165V173H166V175L164 176ZM169 173H168V172ZM175 171V172H174ZM182 171V174L180 173ZM184 171H185V174H183L184 173ZM198 171V172H197ZM201 171V172H200ZM206 171V172H205ZM208 171V172H207ZM230 171H231V173H230ZM28 172H29V174H28ZM89 172V173H88ZM108 173V175H109V177H107L108 175H107V173ZM130 172H132V173H130ZM134 172V173H133ZM188 174H187V173ZM204 173L205 172V174H201V173ZM258 172V173H257ZM80 173H81V175H80ZM110 173V174H109ZM112 173H115L114 175L112 174ZM123 173V174H122ZM127 173V174H126ZM130 173V174H129ZM161 173V174H160ZM190 173H192L191 175H190ZM194 173V174H193ZM200 173V174H199ZM214 173H216L215 175H214ZM225 173V175L223 176V174ZM21 174V175H22ZM49 176H47V175ZM85 174L87 175L86 177H85ZM96 174V175H95ZM111 174L113 175V176H111ZM132 174V175H131ZM134 174V175H133ZM138 174V175H137ZM157 174V175H156ZM167 174H169L168 176H167ZM173 174V175H172ZM206 174H208V175H210V176H208L209 177V181L211 180V178H212V180L211 181H214V182H210V184H208L209 183V181L208 180H205V179H207L208 177L206 176ZM211 174H213V175H211ZM229 174V175H228ZM26 175H23L22 177L24 178V177H27ZM34 176V177H32V176ZM98 175V176H97ZM102 175H103V177H102ZM106 175V176H105ZM126 175V176H125ZM129 175V176H128ZM140 175L143 177H140ZM147 175H148V177H149V179H147L148 177H147ZM153 175H154V178L155 179H153L152 177H153ZM155 175H156V177H155ZM189 175V176H188ZM195 175V176H194ZM199 175H203V177L205 176V177H207V178H204V179H201L202 178V176H198ZM217 175H218V177H217ZM258 175H259V177H258ZM42 176V175H41ZM52 177V180L54 179V177H55V179H58V175H57V177L55 176V174H52L51 175ZM110 176H111V178H110ZM121 176H123V178H121ZM131 176V177H130ZM139 177V179L141 180L140 182L139 181H137V180H139L138 179V177ZM144 176H145V178H144ZM150 176H151V178H150ZM167 176V179L165 178ZM187 176V177H186ZM191 176V177H190ZM48 177V178H47ZM60 177V176H59ZM95 177H96V179H95ZM114 177V178H113ZM164 177V178H163ZM201 177V178H200ZM221 177V178H220ZM249 177H251L249 180H248V178ZM36 180H35V179ZM51 178L49 179V181L51 180ZM61 178V177H60ZM83 178H84V180H83ZM105 178H107V180L105 179ZM112 180H110V179ZM118 178V179H117ZM121 178V179H120ZM124 178H125V180L126 181H124ZM137 178V180H135ZM145 180L144 182H143V180ZM158 178H160V179H158ZM200 178V179H199ZM246 178V179H245ZM38 179V180H37ZM105 179V180H104ZM116 179V180H115ZM123 179V180H122ZM164 179V180H163ZM175 179H177V180H175ZM180 179V180H179ZM201 181V182H199V180ZM232 179V180H231ZM236 179V180H235ZM133 181L132 183H134V184H132L131 182L129 183V181ZM202 180H204V181H202ZM218 180V181H217ZM222 180V181H221ZM81 181V182H82ZM104 181V182H103ZM107 181V182H106ZM148 181H149V184L151 185V186H147V184H148ZM159 181L161 182V183H159ZM171 181H173L172 183H171ZM216 181V182H215ZM229 181H230V183H229ZM234 181V184L232 183ZM246 181V182H245ZM251 181V182H250ZM95 182V183H94ZM112 182V183H111ZM114 182V183H113ZM119 182H121V183H119ZM123 182V183H122ZM126 182V183H125ZM137 182L139 183V184H142V185H137ZM143 182V183H142ZM153 182H155L154 183V185H153ZM196 182H199V183H196ZM205 184H204V183ZM100 183V184H99ZM145 183H147V184H145ZM158 183V184H157ZM165 183H167V186H168V188H166L167 186H166V184ZM169 183V184H168ZM195 183V184H194ZM217 184V185H215V184ZM57 185H58V182L56 183ZM76 184V183H75ZM109 184L112 186H110L111 188H109ZM118 184V185H117ZM124 184V185H123ZM136 184V185H135ZM145 184V185H144ZM194 184V185H193ZM221 184H223V185H221ZM30 185V186H31ZM131 185V186H130ZM132 185H135V186H133L132 187ZM144 185V186H143ZM156 185V186H155ZM163 185H164V187H163ZM173 185H174V187H173ZM201 185H202V187H201ZM33 186V185H32ZM107 186V187H106ZM124 186H126V187H124ZM159 186V187H158ZM176 186H177V188H176ZM195 187V189H194V187ZM198 186H199V188H200V190H199V188H198ZM212 186V187H211ZM217 186V187H216ZM230 188H229V187ZM130 187V188H129ZM139 187V188H138ZM152 187V188H151ZM161 187V188H160ZM180 189H179V188ZM183 187V188H182ZM185 187V188H184ZM191 187V188H190ZM205 187H206V189H210L209 191L207 190L206 191V189H205ZM233 187V188H232ZM260 187V188H259ZM30 188V187H29ZM114 190H113V189ZM122 188V189H121ZM132 188H133V190H132ZM142 188H145V189H142ZM151 188V189H150ZM162 188H163V190H162ZM201 188H203L202 190H201ZM219 188V189H218ZM105 189H107V190H105ZM110 189V190H109ZM112 189V190H111ZM124 189H126V191L124 190ZM161 189V190H160ZM182 189V190H181ZM183 189H184V191H183ZM189 189L192 191H194L195 193L196 192H198L199 191V193L202 195V196H200V194H198V193H196V195H195V193H193V191L191 192V191H189ZM246 189V190H245ZM104 190V191H103ZM123 192V190L125 191V193L123 192V193H120L121 191ZM129 192H128V191ZM141 190V191H140ZM144 192H143V191ZM146 190H148V191H146ZM155 190H157L156 192H155ZM166 190V191H165ZM172 190V191H171ZM187 190V191H186ZM204 190V191H203ZM245 190V191H244ZM107 191V192H106ZM111 191V192H110ZM113 191H114V193H113ZM117 191H118V193H117ZM159 191V192H158ZM186 191V192H185ZM211 191L213 192V193H211ZM104 192V193H103ZM130 192H134V193H130ZM137 192H139V193H137ZM143 192V193H142ZM180 192V193H179ZM204 192H208V194L207 193H204ZM214 192H216V193H214ZM232 192V193H231ZM233 192H235V193H233ZM129 194V196H131L132 194V196L130 197V199L132 198L133 199V201H135V202H133L134 204H133V207L135 208L136 206V210L134 209V208H132L133 209V211L135 212V214H137V216L139 217V219H141V220H139L140 222H137L136 221V223H130V222H128L126 219H119V217H118V215H120V213H121V211L120 210H122V212L124 211L123 209H125V207L124 206H126V204L127 203H125L124 202V200H123V197H121L122 195H126V194ZM153 193V194H152ZM155 193H156V195H155ZM160 193H162V194H160ZM178 193V194H177ZM183 193V194H182ZM190 193V194H189ZM193 193V194H192ZM210 193V194H209ZM221 193V194H220ZM231 193V194H230ZM239 195H237V194ZM116 194L117 195H119L120 196V194H121V196L120 197H118V196H116ZM136 194V195H135ZM144 194V195H143ZM147 194V195H146ZM151 196V198H150V196ZM160 194V195H159ZM174 194V195H173ZM175 194H177V195H175ZM189 194V195H188ZM198 194V195H197ZM207 194V195H206ZM213 194H215V195H212ZM234 196H233V195ZM264 194V193H263ZM107 195V196H106ZM111 195V196H110ZM140 195V196H139ZM142 195H143V198L145 197V199L143 200V198H142ZM158 195V196H157ZM164 195V196H163ZM165 195H167V197H172L171 199L170 198H167ZM180 195V196H179ZM191 195H192V197H191ZM209 195V196H208ZM210 195L212 196V200L214 199V198H216V199H214L213 201L214 202H211V198H210ZM217 195V196H216ZM219 195H220V197H219ZM232 196V198L233 199H231V196ZM237 195V196H236ZM95 198H94V197ZM97 196H98V198H97ZM116 196V197H115ZM129 196H128V198H129ZM137 196H139L138 197V199L136 198ZM147 196V197H146ZM152 196H154L153 198H152ZM157 196V197H156ZM160 196V197H159ZM185 196H187V198H188V196H190L191 197V199H197L198 197L197 196H199V197H201V200L200 199H198V201H199V204H198V201L197 202H195V205H194V203L192 204V203H190V202H188V204L187 203H185L186 201V197ZM196 196V197H195ZM109 197H111L110 199H114L115 200V202L114 201H112V200H109ZM114 197V198H113ZM159 197V198H158ZM181 197V198H180ZM185 197V198H184ZM194 197V198H193ZM205 197H209V198H205ZM218 197H219V199H218ZM249 197V198H248ZM118 199V201H117V199ZM120 198V199H119ZM121 198H122V200H121ZM127 198V199H128ZM136 198V199H135ZM139 198H141L142 199V201L144 202H146V203H148L147 205L145 204V202H144V204H138V203H143L142 201L140 202V200H139ZM150 198V199H149ZM155 198V199H154ZM157 198V199H156ZM224 198V199H223ZM94 199V200H93ZM99 199H101V200H99ZM105 199H107V200H105ZM135 199V200H134ZM148 199L151 201V203H150V201H148ZM159 199V200H158ZM160 199L162 200V202L160 201ZM178 199V200H177ZM183 199V200H182ZM208 199L210 200L209 202H206V203H208V204H206L205 203V200L206 201H208ZM220 199H221V201H220ZM260 199V200H259ZM93 200V201H92ZM119 200H121L123 203H125V204H122V202L121 201H119ZM136 200H137V203H136ZM170 200V201H169ZM173 200V201H172ZM227 200H229L228 202H227ZM244 200V201H243ZM95 201V202H94ZM101 201V202H100ZM119 202L118 204H117V202ZM157 203H156V202ZM169 201V202H168ZM182 203H181V202ZM184 201V202H183ZM222 201H223V204H222ZM261 201V202H260ZM51 202V201H50ZM108 202V203H107ZM153 202V203H152ZM161 202V203H160ZM164 202V203H163ZM178 202V203H177ZM180 202V203H179ZM201 202H203V203H205V204H203V203H201ZM230 202V203H229ZM255 202V203H254ZM260 203V205H259V203ZM105 203V204H104ZM137 205H136V204ZM168 203V204H167ZM200 203H201V205H200ZM209 203H211V204H209ZM212 203H213V205H212ZM217 203V204H216ZM241 203V204H240ZM8 204V206H10V203L8 202L7 203ZM94 204V205H95ZM100 204V205H99ZM104 204V205H103ZM109 204H111V205H109ZM158 204H161V205H158ZM173 204V205H172ZM177 204V205H176ZM183 204H186V205H184V207H183ZM191 204V205H190ZM230 204V205H229ZM257 204V205H256ZM54 207H53V206ZM103 205V206H102ZM120 205V206H119ZM131 205H132V203H131ZM201 207H200V206ZM209 206V207H206V206ZM215 205V206H214ZM223 205H226L225 206V208H224V206ZM263 205V206H262ZM51 206V207H50ZM110 206V207H109ZM140 206V207H139ZM164 206V207H163ZM168 206V207H167ZM177 206V207H176ZM179 206L181 207V210H179ZM185 206H186V208H185ZM195 206V207H194ZM199 207V208H196V207ZM213 206H214V208H213ZM255 206H258V207H255V211H254V207ZM113 207H115L116 208V210H115V208H113ZM188 207H189V209H188ZM203 207V208H202ZM253 208L252 210H251V208ZM261 209H260V208ZM74 210H73V209ZM113 208V209H112ZM167 209V208H169V210L167 209V211L169 212V211H171V209H173L172 211H171V213H167V211L166 210H164V209ZM183 208V209H182ZM188 209L187 211L185 210V209ZM193 208H195V209H193ZM202 210H201V209ZM205 208V209H204ZM206 208H209L210 210H208V209H206ZM213 210H212V209ZM220 208V209H219ZM221 208H223V209H221ZM243 208H244V210H243ZM260 210H259V209ZM108 209V210H107ZM111 209L113 210V212H116V211H118V209H119V211L120 212H117V213H119L118 215H117V213L115 214V213H113L112 211H111ZM137 209H138V211H137ZM178 209V210H177ZM197 209V210H196ZM228 209V210H227ZM257 209H258V211H257ZM52 210V211H51ZM55 210V211H54ZM70 211V213H69V211ZM71 210H73V211H71ZM80 210V211H79ZM141 210H142V212H141ZM164 210V211H163ZM174 210H175V214H174ZM185 210V211H184ZM205 210H207V211H205ZM229 211V214L230 215H233V216H229V214H227L228 212H226V211ZM232 210V211H231ZM237 210V211H236ZM246 210V211H245ZM78 212V214H76L75 212ZM86 211V213L84 214V212ZM108 211V212H107ZM111 211V212H110ZM137 211V212H136ZM179 211V212H178ZM182 211V212H181ZM190 213H189V212ZM194 211H195V213H194ZM197 211H201L200 213L198 212V214H196L197 213ZM208 211H210V212H208ZM225 211V212H224ZM240 211V213H238L237 214V212H239ZM244 211V212H243ZM259 211H262L261 213L259 212ZM72 212V213H71ZM88 212L90 213V214H88ZM146 212V211H145ZM181 212V213H180ZM204 212H206V213H211V212H213L212 214H205V215H203V213ZM237 214H235V213ZM248 212V213H247ZM255 212V213H254ZM256 212H259L258 214L256 213ZM60 213V214H59ZM66 213V214H65ZM111 213V214H110ZM113 213V214H112ZM143 215H142V214ZM184 213H186V214H184ZM192 213V214H191ZM246 215H245V214ZM254 213V214H253ZM68 214H69V216H68ZM72 214V215H71ZM81 214H83L84 216H82ZM167 214H168V216H167ZM173 215V216H171V215ZM177 214H178V216H177ZM188 214V215H187ZM191 214V215H190ZM200 214H202V216L200 215ZM224 214H227V219L229 218V220H227V219H225V218H223V216L224 217H226V215H224ZM235 214V215H234ZM255 214H257V216H259L260 215V218L259 217H256L255 216ZM58 215H62L61 217L60 216H58ZM66 215V216H65ZM75 215V216H74ZM90 215H92V216H90ZM95 216V218L96 219H94L93 217ZM110 215H112V216H110ZM115 215V217H113ZM143 216V217H141V216ZM180 215V216H179ZM184 215H186V216H184ZM196 217H195V216ZM209 215V216H208ZM210 215L212 216V215H214V216H212V217H214V219L212 218V217H210ZM247 215H248V217H250L249 218V221H248V217H247ZM250 215V216H249ZM68 216V217H67ZM78 216V217H77ZM88 216H90V217H88ZM145 216H147V214H145ZM169 216H171V217H169ZM175 216V217H174ZM191 218H190V217ZM202 218V220L200 219V217ZM206 216H208V217H210L209 219H207L208 217H206ZM216 216V217H215ZM240 216V217H239ZM244 217V219H245V216H246V219L244 220L243 219V217ZM30 217V216H29ZM65 217H66V219H65ZM70 217V218H69ZM80 217V218H79ZM86 217V218H85ZM92 217V218H91ZM148 217V216H147ZM172 217H173V219H172ZM179 217L180 218H185V219H183V224H182V226L181 225H179V224H181L182 223V221L179 223ZM187 217H189V218H187ZM203 217L206 219V220H204L203 219ZM231 217H234L233 219H234V221L232 220V218ZM255 217V218H254ZM63 218V219H62ZM69 218V219H68ZM72 218V219H71ZM85 218V219H84ZM91 218V220H89ZM110 218V219H109ZM116 218V219H115ZM144 218V219H143ZM194 218V220L195 221H197V222H194L192 219ZM239 218V219H238ZM241 218V219H240ZM255 219V222H253V220ZM69 221H68V220ZM76 219V220H75ZM87 219V220H86ZM94 219V220H93ZM110 220V223H108L109 221L108 220ZM177 219V220H176ZM191 219V220H190ZM216 219V220H215ZM219 219V220H218ZM223 219H225V220H227L228 222V225L229 224H232V225H230V226H234V227H229L228 228V225H227V230L228 231H230V233L229 232H226L227 234H228V236L230 235V234H232L233 236H234V238L232 239V237L233 236H231L230 235V237H228V236H225L224 238L222 237V236H224V235H222L221 234V231H222V229H224L225 227H226V225L224 224V221H222ZM239 221H238V220ZM246 221V223H244V221ZM256 219H260L259 221L258 220H256ZM65 220V221H64ZM73 220H75V223L77 222L78 224H75L74 223V221ZM82 220V221H81ZM111 220H112V222H111ZM116 220V221H115ZM185 220H187V221H185ZM188 220H189V222H188ZM204 220V221H203ZM213 220V222H214V224H213V222H211ZM221 220V221H220ZM231 220V221H230ZM61 221H64V222H61ZM66 221H68V222H66ZM81 221V222H80ZM121 221V222H120ZM125 221V222H124ZM143 221V222H142ZM206 221H207V223H208V225H209V228H208V225H207V227H205L206 226ZM220 221V222H219ZM243 221V222H242ZM250 221H252V222H250ZM75 224H73V223ZM88 222V224H87V226H86V223ZM90 222V223H89ZM96 222V221H95ZM114 222V224L116 223V222H118V223H116L115 225L114 224H111V223H113ZM123 222H124V224L126 223L127 225L125 226L124 224H123ZM130 223L129 225H128V223ZM169 222H170V224H169ZM173 222L175 223L174 225H177V227H175V226H173L172 224H173ZM176 222H178V223H176ZM187 222L189 223V224H187ZM201 222V223H200ZM203 222L204 223H206V224H203ZM224 224H222V223ZM233 222V223H232ZM237 222V223H236ZM241 222V223H240ZM263 222H264V220H263ZM263 222H262V224H263ZM70 223V224H69ZM140 223V224H139ZM212 223V226L215 228L216 227V229L220 232V234H221V236L219 237V235L217 234L216 236L217 237H214L215 236V234L216 233H218V231H216V229L214 230V228L212 227V226H210V224ZM216 223V224H215ZM249 223V224H248ZM255 223H257L258 225L257 226H255L256 224ZM81 224V225H80ZM132 224V225H131ZM137 225V228H140L141 229V226L142 225H147L148 227L146 228V226L144 225V226H142V228L144 229H142L144 232H139V231H142V230H138L137 228H136V225ZM185 224H187L186 225V227L184 226ZM197 224H200V225H197ZM218 224L219 225H221V227L220 226H218ZM240 225V227L238 226V225ZM247 224V226H245V225ZM250 224H252V225H250ZM80 225V226H79ZM116 225L118 226V229H117V227H116ZM120 225V226H119ZM121 225H122V227H121ZM135 225V226H134ZM139 225V226H138ZM151 227H150V226ZM168 225H169V227H168ZM171 225V226H170ZM180 227H179V226ZM189 225H190V227H189ZM197 225V226H196ZM201 225H203L202 227H201ZM205 225V226H204ZM250 225V226H249ZM79 226V227H78ZM85 226V227H84ZM93 226H96V227H94L93 228ZM111 226V227H110ZM113 226H115V227H113ZM188 226V227H187ZM242 226H244L243 228H245V233H244V235H243V231L241 232V231H239L240 230V228L242 227ZM252 226V227H251ZM92 227V229L95 231V230H97L96 232L98 233L99 231L101 232V234L99 235V233L97 234L96 232H94L93 230L91 231V228ZM109 227V228H108ZM120 227H121V229H120ZM126 228V229H124V228ZM132 227H133V229H132ZM135 227V228H134ZM171 227L173 228L172 229V231L174 230V233H176V234H174L173 232H171ZM182 227H184V230H183V228ZM212 227V228H211ZM217 227H219V228H217ZM223 227V228H222ZM235 227H237V228H235ZM249 227H251V228H249ZM255 227H257V229L255 228ZM85 228H87V229H85ZM98 228H100L99 230H98ZM110 228H111V230H110ZM116 228V229H115ZM132 229V230H129V229ZM169 228V229H168ZM177 228H181L180 230H178ZM187 228V229H186ZM194 228H192V229H194ZM203 228V230H200V229H202ZM205 228V229H204ZM206 228H208V229H206ZM233 228L234 229H236L237 230V232H236V230H234L233 231ZM254 228V229H253ZM70 229V228H69ZM84 229V230H83ZM88 229L90 230V233L88 232ZM106 229H107V232L108 233H111V234H109L110 236L108 237L106 234H107V232H105L106 231ZM109 229V230H108ZM113 229H115V230H117V231H113ZM124 229V230H123ZM134 229H135V231L136 232H133L134 231ZM137 229V230H136ZM145 229L149 232V233H147V231H145ZM149 229V230H148ZM176 229H177V231H176ZM187 231H186V230ZM210 229H211V231H210ZM220 229V230H219ZM239 229V230H238ZM242 229V228H241ZM86 230H87V232H86ZM119 230V231H118ZM126 230V231H125ZM129 230V231H128ZM170 230V231H169ZM204 230H205V233L207 234V236L205 235V233H204ZM248 230V231H247ZM249 230H255L258 234H256V232H254V231H249ZM258 230V231H257ZM82 231H84V232H82ZM103 231V232H102ZM111 231H113V232H111ZM121 231H125L126 233H130L131 234V236L128 234H126V233H123V232H121ZM132 231V232H131ZM181 231H186V232H182V233H180ZM213 231V233H211ZM238 231H239V233H238ZM139 232V233H138ZM146 232V233H145ZM172 234V237H173V240H172V237H171V234ZM209 232V233H208ZM52 233H53V231H52ZM85 233H87V235L88 234H90L89 236H87V235H84ZM91 233H94V234H91ZM114 233V234H113ZM115 233H117V234H119V235H117V234H115ZM123 233V234H122ZM133 233V234H132ZM134 233H137V234H135L134 235ZM145 233V234H144ZM180 235H179V234ZM225 233V235H227ZM253 233V234H252ZM97 234V236H95ZM104 234L106 235V236H104ZM113 234V235H112ZM152 234V233H151ZM212 234H213V236H212ZM237 234H241V235H237ZM250 234V235H249ZM94 235V236H93ZM117 235V237H115V236ZM122 235L124 236V238H125V235H126V240L124 241L123 240V237H122ZM135 236V238H134V236ZM139 235V236H138ZM146 237H145V236ZM168 235H170V236H168ZM174 235V236H173ZM177 235H179V236H177ZM255 235V236H254ZM259 235V236H258ZM84 236V237H83ZM100 236H102L101 238L103 239V237H105L104 238V240H103V244H105L104 246H103V244H102V239L101 238H99ZM113 236V237H112ZM118 236H119V238H118ZM128 236H130V237H128ZM137 236V237H136ZM144 236V237H143ZM148 236H150V238H148ZM165 236V237H164ZM166 236H167V238H166ZM184 236V235H183ZM241 236H242V238H241ZM261 236H263V237H261ZM89 237V238H88ZM97 237H98V240L100 241V243L101 244H97L98 243V241H96L95 242V240L97 239ZM134 239V241H132L133 239ZM140 237V238H141ZM227 237V238H226ZM247 237H248V239H247ZM256 237V238H255ZM258 237V238H257ZM94 238H95V240H94ZM107 238H109V239H107ZM119 239L118 241L117 240H115V239ZM121 238H122V241H121ZM127 238H129V239H127ZM159 239L160 241H158V242H155V245L157 246L156 248H158L159 246L158 245H161V244H164V243H166L165 241L166 240H163V239ZM211 238V239H210ZM230 238V239H229ZM136 239V240H135ZM146 239V240H145ZM214 239H217V240H219L218 242H220V244H218V242H216ZM225 239H228V240H226V242L224 241ZM257 239V240H256ZM127 240H129V241H127ZM143 240H141L140 239V241H143ZM164 242H162V241ZM208 240V241H209ZM232 241V242H230V241ZM242 240V241H241ZM260 240V241H259ZM116 241V242H115ZM124 241V242H123ZM130 241H132V242H130ZM143 241V242H144ZM235 241V240H234ZM247 241V242H246ZM256 241H258V242H256ZM89 242V243H88ZM93 242H94V244H96L97 246H94V244H93ZM121 242H122V244H121ZM126 242V243H125ZM127 242H129V243H127ZM143 242H141L140 243V247H142L141 248V250L142 249H144L143 247H145V246H143L144 245V243ZM177 242V241H176ZM174 243V245L175 246H177V249L179 248V250L180 251H182L183 249H185L184 251H185V253H184V251H183V253L182 252H180L182 255H184V257H186V256H188V252H187V248L189 247V245H186V248H185V244L183 245V243L184 242H182V240H180V241H178L179 242V244H178V242L177 243ZM182 242V243H181ZM225 244H224V243ZM236 242H234V243H236ZM246 242V243H245ZM91 243V244H90ZM112 243H114V245L112 244ZM124 243V244H123ZM180 243L182 244V247L180 246ZM213 243V244H212ZM216 244V246H217V248H215V244ZM243 243V244H242ZM258 243V244H257ZM109 244V245H108ZM117 244V245H116ZM127 244V245H126ZM199 245V247H197L198 245ZM201 244V245H200ZM142 245V246H141ZM154 245V246H155ZM224 245V246H223ZM99 246V247H98ZM111 246V247H110ZM114 246H115V248H114ZM119 246V247H118ZM153 246V247H154ZM188 246V247H187ZM203 246V245H202ZM211 246H214L213 248H215V249H217V250H210V249H213V248H211ZM219 246V247H218ZM223 246V247H222ZM97 247L98 248H100V249H98L97 250ZM102 247H104V248H102ZM106 247V248H105ZM108 247H109V249H108ZM209 247H210V249H209ZM257 247H258V249H257ZM91 248V249H92ZM118 248V249H117ZM155 247H154V249H156ZM180 248H182V249H180ZM196 248V250L197 251H195L194 249ZM221 248V249H220ZM246 248V249H245ZM81 249V250H80ZM83 249V250H82ZM85 249H89L87 252H86V250ZM102 249H104V250H102ZM112 249V251H116V250H118L117 251V253H115V252H112V251H110ZM146 250L148 249V248H145ZM235 249V250H234ZM245 249V250H244ZM80 250V251H79ZM96 250H97V252H96ZM106 250V251H105ZM124 250V251H123ZM145 250V252L147 253V251ZM153 252V249L152 248H149L148 249V252L149 253H152L151 251ZM191 250H193V252L191 251ZM232 250V251H231ZM233 250H234V252H233ZM242 250V251H241ZM81 251H83V252H81ZM109 253H108V252ZM119 251H120V253H119ZM143 251V250H142ZM195 251V252H194ZM244 251V252H243ZM80 252V253H79ZM92 254H91V253ZM103 252V254L104 253H107V254H104L105 256H100V254ZM123 252H125V253H127V254H125L124 253V255L123 256H121L122 254L121 253H123ZM144 252V251H143ZM204 253H206L207 254V252L206 251H203ZM220 252V251H219ZM237 252H239L240 254H238L237 255ZM73 253V254H72ZM78 253L80 254V255H78ZM94 253H96L97 254V256L98 257H96L95 255L96 254H94ZM111 253V254H110ZM145 253V254H146ZM149 253H147L148 255H149ZM114 254H116V255H114ZM119 254H121V255H119ZM211 254H213V253H211ZM235 254V255H234ZM244 254V255H243ZM74 255H76V256H74ZM106 255H108V256H106ZM120 257H119V256ZM147 255V256H148ZM231 255H233L234 256V258L235 259H233V256H231ZM237 255V259H236V256ZM243 255V256H242ZM247 255H248V257H247ZM250 255V256H249ZM115 256L117 257V258H115ZM125 256L127 257V258H125ZM204 256H206V255H203L202 257H203V260L205 261L206 260V258H204ZM238 256H240V258L238 257ZM96 257V258H95ZM101 259H100V258ZM103 257V258H102ZM106 257V260H107V262L106 261H104L105 258ZM109 259H108V258ZM122 257H123V259L124 260H122ZM207 257V256H206ZM243 259H242V258ZM99 258V259H98ZM118 258H121V259H119L120 261H122V262H120V261H118ZM250 258H252V260L250 259ZM52 259V258H51ZM104 259V260H103ZM114 259H116L117 261H115ZM242 259V260H241ZM248 259H250V261L248 260ZM56 260V261H55ZM109 260H111V262L109 261ZM112 260H114V261H112ZM129 260V261H128ZM237 260H239L238 262H237ZM247 260V261H246ZM255 260V261H254ZM104 261V262H103ZM128 261V262H127ZM51 263L52 262H57V259L56 258H54V260H52V261H50ZM106 262V263H105ZM110 262V263H109ZM114 262V263H113ZM120 262V263H119ZM132 261H130V263H131ZM244 262H247V263H244ZM132 264H134L133 262H132Z\"/></svg>","mask_w":264,"mask_h":264},{"label":"bare ground","instance_id":"2","mask_svg":"<svg viewBox=\"0 0 264 264\" xmlns=\"http://www.w3.org/2000/svg\"><path fill=\"white\" fill-rule=\"evenodd\" d=\"M2 1V0H1ZM0 1V3H2ZM7 0H5V2H6ZM10 0H8L7 2L8 3H10L9 2ZM13 0H11V2H12ZM17 1V0H16ZM24 1V0H23ZM26 1H28V0H26ZM33 0H31V1H29V2H32ZM39 1V0H38ZM44 1V3H43V5H46L47 6V4H45V0H43ZM48 2H49V0H47ZM47 1H46V3H47ZM75 1V0H74ZM96 1V0H95ZM99 1H101V0H99ZM118 1V0H117ZM121 1V4H123L122 3V0H120ZM126 1V0H125ZM130 1V0H129ZM134 1H136V0H134ZM239 1V0H238ZM4 2V1H3ZM4 2V3H5ZM14 3H15V1H13ZM12 2V3H13ZM18 2V1H17ZM16 2V3H17ZM20 2V1H19ZM53 2V1H52ZM51 1L49 2V3H52ZM65 2H66V0H65ZM89 2H91V0H89ZM94 2V1H93ZM103 2V1H102ZM123 2H124V0H123ZM137 2V1H136ZM135 2V3H136ZM152 2V1H151ZM155 2V1H154ZM174 2V1H173ZM4 3H2L3 5H4V7H6L7 6V8H8V6L10 7V6H12V5H10V4H12V3H10L9 5L7 4V5H5ZM13 3V4H14ZM15 3V4H16ZM26 2L24 1V3L21 1V4H25ZM28 3V2H27ZM69 3V2H68ZM70 3H71V0H70ZM96 3L97 2H94V4L96 5ZM108 3H109V1H108ZM120 3V2H119ZM127 3H128V1H127ZM132 3V2H131ZM141 3V2H140ZM148 3V2H147ZM146 3V4H147ZM176 3V2H175ZM178 3V2H177ZM253 3V2H252ZM13 5L14 7V9H15V7L18 5V3H17V5ZM20 4V5H21ZM53 4V3H52ZM92 4V3H91ZM90 4V5H91ZM102 4V3H101ZM111 4V3H110ZM2 5V6H3ZM27 4H25V7H27L28 8V6H30L31 5V3H30V5H27ZM39 5V4H38ZM48 5H50V4H48ZM64 5H65V3H64ZM84 5H86V3L84 4ZM93 5V4H92ZM90 6V9H91V7L93 8V6ZM98 5V4H97ZM126 5V4H125ZM127 5H129V3L127 4ZM140 5V4H139ZM143 5H145V4H143ZM175 5V4H174ZM0 6H1V4H0ZM2 6L0 7V8H2ZM53 6V5H52ZM67 6H68V4H67ZM69 6H71V5H69ZM119 6V5H118ZM133 6H137V4H135V5H133ZM133 6H132V8H133ZM179 6H180V4H179ZM190 5H188V7H189ZM20 7V6H19ZM23 7V6H22ZM32 7V6H31ZM54 7H55V5H54ZM86 7V6H85ZM85 7H82L83 9L85 8ZM95 7V6H94ZM109 7V6H108ZM121 7H123V6H121ZM130 7V6H129ZM144 7H146V6H144ZM148 7V6H147ZM149 7H151V6H149ZM181 7H182V5H181ZM18 8V7H17ZM16 8V9H17ZM30 8V7H29ZM28 8V10H30V9H32V8H30L29 9ZM36 8V7H35ZM47 8H48V6H47ZM49 8H50V6H49ZM48 8V9H49ZM56 8V7H55ZM77 8V7H76ZM81 8V9H82ZM116 8V7H115ZM114 8V9H115ZM119 8V7H118ZM219 8H220V6H219ZM3 9V8H2ZM2 9H0L1 11H2ZM26 9V8H25ZM33 9H34V6H33ZM32 9V10H33ZM51 9V8H50ZM66 8H64V10H65ZM74 9H75V5H74ZM79 9V8H78ZM94 9H99V8H94ZM101 9V8H100ZM107 9V8H106ZM131 9V8H130ZM148 9V8H147ZM221 9V8H220ZM219 9V10H220ZM11 8H10V11H8V9H7V11H8V13L10 14V13H12L13 12V10H12V12H11ZM27 10V9H26ZM27 10V11H28ZM53 10V9H52ZM51 10V11H52ZM68 11L70 10V7L67 9ZM87 10V9H86ZM89 10V9H88ZM102 10V9H101ZM108 11H109V8L107 9ZM143 10V9H142ZM194 10H197V9H194ZM0 11V12H1ZM3 11H5V9L3 10ZM7 11H6V13H7ZM16 11V10H15ZM14 11V12H15ZM37 11V10H36ZM54 11V10H53ZM55 11H56V9H55ZM54 11V12H55ZM66 11V10H65ZM71 11H73L72 9H71ZM80 11V10H79ZM84 11V10H83ZM90 11V10H89ZM92 11V10H91ZM111 11H113V9L111 8ZM30 12V11H29ZM28 12V13H29ZM54 12L52 13V14H54ZM70 12V11H69ZM74 12H76L75 10H74ZM101 13H103L102 11H100ZM1 13H4V12H1ZM15 13H18V10L15 12ZM36 13V12H35ZM82 13V12H81ZM80 13V14H81ZM90 13V12H89ZM93 13V12H92ZM118 13H119V11H118ZM189 13H191V12H189ZM23 14H25L26 15V13H23ZM23 14H21V16H20V11H19V14L17 15V14H15V16H18V18H19V16L21 17L20 19H18L17 17H15V18H17V19H15L13 16H14V14H12V18L10 19L9 17H8V19H10V20H12L13 18H14V20L12 21V22H15V24H18V20H21L22 19V17L24 16ZM51 14V15H52ZM84 14H85V12H84ZM106 14V13H105ZM147 14H150L149 12L147 13ZM23 15V16H22ZM68 15V14H67ZM72 15V14H71ZM97 15V14H96ZM127 15V14H126ZM149 16V15H148ZM191 16V15H190ZM194 16V15H193ZM50 17V16H49ZM52 17L54 18V16L52 15ZM59 17V16H58ZM74 17V16H73ZM85 16H83V20L84 19H86V18H84ZM87 17V16H86ZM93 17V16H92ZM91 17V18H92ZM98 17V16H97ZM141 17V16H140ZM198 17V16H197ZM200 17V16H199ZM245 17V16H244ZM55 18H57V17H55ZM88 18H90V17H88ZM108 18H109V16H108ZM116 18H117V16H116ZM187 18V17H186ZM210 18V17H209ZM247 18V17H246ZM257 18V17H256ZM7 19V20H8ZM24 20L26 19L25 18V16H24V18H23ZM95 19V18H94ZM97 19V18H96ZM95 19V20H96ZM104 19V18H103ZM119 19V18H118ZM199 19H201V18H199ZM206 19V18H205ZM220 19H222V16H221V18ZM1 20H2V18H1ZM0 20V21H1ZM4 20V19H3ZM2 20V21H3ZM16 20V21H15ZM24 20H21V21H23V22H21V24L22 23H24V25H25V21ZM28 20V19H27ZM27 20H26V22H27ZM53 20V19H52ZM51 20V21H52ZM86 20H88V19H86ZM93 20V19H92ZM111 20V19H110ZM223 20V19H222ZM239 20H240V18H239ZM245 20V19H244ZM1 21V22H2ZM121 21V20H120ZM192 21V20H191ZM204 21V20H203ZM208 21V20H207ZM8 21H6V19H5V23H7ZM11 21H9V23H8V25L6 24V26L8 27V26H12V25H10V24H12V23H10ZM17 22V23H16ZM53 22V21H52ZM91 22V21H90ZM105 22V21H104ZM113 22V21H112ZM153 22V21H152ZM215 22V21H214ZM217 22V21H216ZM3 23V22H2ZM4 23V24H5ZM28 23V22H27ZM93 23V22H92ZM95 23V22H94ZM106 23H109V21L108 22H106ZM135 23V22H134ZM144 23V22H143ZM221 23H223V22H221ZM220 23V24H221ZM245 23H246V21H245ZM1 24V23H0ZM15 24L13 25L14 27H15ZM20 24V23H19ZM20 24V25H21ZM54 24H55V22H54ZM91 24V23H90ZM111 24V23H110ZM20 25H18V26H20ZM27 25V24H26ZM30 25V24H29ZM234 25V24H233ZM255 25H256V23H255ZM5 26V27H6ZM12 26V27H13ZM54 26V25H53ZM89 26V25H88ZM188 26H189V24H188ZM252 26V25H251ZM254 26V25H253ZM5 28V29H8V28ZM11 27V28H12ZM26 26H24L23 28H25ZM142 27V26H141ZM15 28H17V27H15ZM91 29H92V26L90 27ZM89 28V29H90ZM193 28V27H192ZM222 27H220V29H221ZM14 28H12V30H13ZM21 29H22V27H21ZM26 29V28H25ZM86 29H88V28H86ZM88 29V30H89ZM90 29V30H91ZM104 29H105V27H104ZM257 29V28H256ZM224 30V29H223ZM226 30V29H225ZM224 30V31H225ZM229 30V29H228ZM228 30H226L227 32H228ZM2 31V30H1ZM8 31V30H7ZM87 31V30H86ZM91 31H93V29L91 30ZM103 31V30H102ZM122 32V34H124L125 33V30L123 31V30H121ZM22 32H24V31H22ZM90 32V31H89ZM89 32H87V33H89ZM105 32V31H104ZM241 32V31H240ZM252 32H253V30H252ZM261 32V31H260ZM1 33V32H0ZM92 33V32H91ZM91 33H89V34H91ZM222 33H223V31H222ZM234 33V32H233ZM4 33H2V35H3ZM7 34H9V33H7ZM23 34L24 33H22V36H23ZM38 34H40V33H38ZM52 34V33H51ZM101 34H103V33H100V35H99V37L101 36ZM118 34V33H117ZM225 34V33H224ZM13 35V34H12ZM227 35V34H226ZM248 35V34H247ZM1 36V35H0ZM4 36H9V35H4ZM15 36H17V35H15ZM88 36V35H87ZM86 36V37H87ZM13 37H14V35H13ZM25 37V36H24ZM90 37V36H89ZM227 37V36H226ZM119 38V37H118ZM153 38V37H152ZM238 38V37H237ZM1 39H3V37L1 38ZM1 39H0V42L2 43V41H4L0 46H1V48H2V45H4V44H6L5 43V40L4 39H6V41H8L7 40V38H4L2 41H1ZM10 39H12V38H10ZM89 39V38H88ZM105 39H107V38H105ZM126 39V38H125ZM252 39V38H251ZM12 40H14V39H12ZM29 40V39H28ZM28 40L25 42V43H27L28 44ZM91 40V39H90ZM153 40V39H152ZM230 40V39H229ZM240 40V39H239ZM94 41V40H93ZM92 41V42H93ZM107 41V40H106ZM123 41V40H122ZM125 41V40H124ZM224 41V40H223ZM233 41V40H232ZM9 42H11V41H9ZM17 42V41H16ZM126 42V41H125ZM124 42V43H125ZM228 42V41H227ZM8 43V42H7ZM12 43V42H11ZM107 43V42H106ZM118 42H116V44H117ZM123 43V42H122ZM25 45L24 43H23V45H25L24 46V48L25 47H28V45ZM94 44V43H93ZM119 44V43H118ZM228 44V43H227ZM226 44V45H227ZM85 45V44H84ZM87 45V44H86ZM97 46H98V44H96ZM96 45H94L93 47H96L97 48V46ZM220 45H222V44H220ZM231 45H232V42H231ZM5 46H7V45H5ZM5 46L3 47V49L5 48ZM21 46H22V44H21ZM107 45H105V47H106ZM123 46H125V45H123ZM223 46H224V44H223ZM229 46H230V44L227 46L228 48H229ZM239 46V45H238ZM241 46V45H240ZM23 47V46H22ZM85 47V46H84ZM90 47H91V45H90ZM113 46H112V44H111V48H112ZM120 47V46H119ZM232 46H230V48H231ZM0 48V49H1ZM8 48V47H7ZM6 48V49H7ZM10 48V47H9ZM19 48H20V46H19ZM24 48H22V49H24ZM106 48H108V47H106ZM110 48V47H109ZM110 48V49H111ZM116 47H114V49H115ZM224 48H226V46L224 47ZM227 48V49H228ZM237 48H241V47H237ZM126 48H124V50H125ZM231 49H233V48H231ZM7 50H9V49H7ZM6 50V52L8 53V52H10V51H7ZM21 50V49H20ZM25 50L26 49H24V50H21L22 52H21V54H22V56L24 57V55H25V57L27 56V55H30V54H25ZM28 50H29V47H28ZM88 50H90V49H88L87 48V51ZM95 50V49H94ZM105 50V49H104ZM122 50V49H121ZM223 50V49H222ZM234 50V49H233ZM2 51H4L3 53V55H7V53L5 54V50H2ZM24 51V52H23ZM27 51V50H26ZM43 51V50H42ZM96 51H97V49H96ZM110 51H113V50H110ZM189 51V50H188ZM230 51V50H229ZM232 51V50H231ZM1 52V51H0ZM89 53H90V51H88ZM103 52V51H102ZM105 52V51H104ZM103 52V53H104ZM107 53H108V51H106ZM122 52V51H121ZM128 52V51H127ZM166 52V51H165ZM223 52H225V51H223ZM235 52V51H234ZM254 52L256 53V57L258 58V59H262L260 62L261 63H259L258 65H249V64H247V65H249V66H246L243 62H242V60L243 59H241V62H242V66L240 65V64H238V62L236 61L237 59H236V57H232V55L234 56V54L236 55L237 54V51H236V53H232V55H231V53L230 52H228L230 55H231V57H232V59L234 58L235 59V61H234V59H233V63L232 64H235V63H237L238 65H239V70H240V66H241V68L243 67L244 68V66L243 65H245L246 66V68H252V70L253 69H255V71H256V73L258 72V74H260V75H263L264 76V63H262V62H264V60H263V58H264V52H262L261 53V51H258V50H254ZM23 53H24V55H23ZM28 53H29V51H28ZM97 53V52H96ZM126 53V52H125ZM130 53V52H129ZM1 54V53H0ZM9 54V53H8ZM11 54V53H10ZM9 54V55H10ZM87 54V53H86ZM127 54V53H126ZM88 55V54H87ZM86 55V56H87ZM205 55H206V53H205ZM204 55V56H205ZM2 56V55H1ZM13 56V55H12ZM103 56H105V55H103ZM207 56V55H206ZM240 55H238V57H239ZM4 57H6V56H4ZM24 57V58H25ZM85 57V56H84ZM227 57V56H226ZM244 57V56H243ZM2 58H3V56H2ZM2 58H1V60H2ZM11 58L12 57H10V61H11ZM24 58H22V59H24ZM27 58H29V56H27L26 58H25V60L27 59ZM115 58H117V57H115ZM244 58H246V57H244ZM9 59V58H8ZM108 59V58H107ZM225 59H227V58H225ZM231 59V58H230ZM238 59H240V58H238ZM7 60V59H6ZM24 60V61H25ZM39 60H40V58H39ZM55 60V59H54ZM96 60V59H95ZM116 60V59H115ZM203 60H204V57H203ZM228 60V59H227ZM14 61V60H13ZM62 61V60H61ZM110 61V60H109ZM112 61V60H111ZM232 61V60H231ZM239 61V60H238ZM244 61V60H243ZM248 61V60H247ZM253 62H255L256 63V59L255 60H252ZM41 62V61H40ZM73 62V61H72ZM78 62V61H77ZM121 62V61H120ZM158 62V61H157ZM224 62H226V60L224 61ZM230 62V61H229ZM235 62V63H234ZM240 62V61H239ZM240 62V63H241ZM250 62V61H249ZM10 63V62H9ZM108 63V62H107ZM149 63V62H148ZM217 63V62H216ZM219 63H221V62H219ZM246 63V62H245ZM248 63V62H247ZM254 63V64H255ZM1 64V63H0ZM6 64V61H5V63H4V65ZM73 64V63H72ZM175 64H178V65H185V63L184 62H179V63H175ZM221 64H224V63H221ZM228 64V63H227ZM230 64V63H229ZM261 64V65H260ZM91 65V64H90ZM97 65V64H96ZM47 66V65H46ZM225 66H227V65H225ZM230 66H231V64H230ZM2 67V66H1ZM4 67V66H3ZM16 67V66H15ZM14 67V68H15ZM123 67V66H122ZM126 67V66H125ZM129 67V66H128ZM131 67V66H130ZM134 67V66H133ZM222 67H224V66H222ZM235 67H236V65H235ZM13 68V67H12ZM19 68V67H18ZM18 68L16 69L17 70V72L18 71H20V70H18ZM136 68V67H135ZM242 68V69H243ZM6 69V68H5ZM8 69H9V67H8ZM28 69H30V68H28ZM128 69V68H127ZM151 69V68H150ZM233 69V68H232ZM232 69H231V71H232ZM15 70V71H16ZM36 70V69H35ZM34 70V71H35ZM69 70V69H68ZM100 70V68L98 69V71ZM143 70V69H142ZM141 70V71H142ZM145 70V69H144ZM237 70V69H236ZM235 69H234V71L233 72H235L236 71ZM4 71V70H3ZM2 71V74H1V72H0V74L2 75L1 76V79L2 78H6V77H8V73H6V74H4L5 72H6V70H5V72H3ZM13 71V70H12ZM15 71H13V73L12 74H15V73H17V72H15ZM23 71V70H22ZM32 71V70H31ZM132 71V70H131ZM140 71V70H139ZM146 71V70H145ZM240 71H243L244 72V70H240ZM239 71V72H240ZM245 71H248L249 73H250V71H251V69L250 70H245ZM8 72V71H7ZM11 72V71H10ZM25 72V71H24ZM102 72H104V71H102ZM230 72V71H229ZM233 72H231V73H233ZM239 72H237L239 75H240V79L242 80L243 78L241 77V74L239 73ZM243 72H242V74H243ZM253 71H251V74H253L252 73ZM21 73V72H20ZM19 73V74H20ZM75 73H76V70H75ZM84 73V72H83ZM91 73V72H90ZM98 73V72H97ZM129 73V72H128ZM128 73H126V74H128ZM137 73V72H136ZM227 73V72H226ZM225 73V74H226ZM230 73V75H232ZM255 73V74H256ZM4 74V75H3ZM19 74H17V75H19ZM22 74V73H21ZM20 74V75H21ZM29 74H30V72H29ZM69 74H71V73H69ZM100 74V73H99ZM172 74V73H171ZM183 74V73H182ZM225 74H223V75H225ZM234 74V73H233ZM257 74V75H258ZM7 75V76H6ZM17 75H16V77H17ZM20 75H19V77L17 78V80H19V78H20V82L19 83H22L23 81H22V79H21V77H20ZM68 75V74H67ZM88 75V74H87ZM102 75V74H101ZM107 75H108V73H107ZM106 75V76H107ZM227 75H228V73H227ZM237 75V74H236ZM246 75V74H245ZM4 76V77H3ZM10 76H12L11 74H10ZM22 76V75H21ZM25 76L27 77V75L25 74ZM80 76V75H79ZM89 76H91V75H89ZM251 77H252V75H250ZM250 76L248 75V80H249V78H250ZM13 77H15V76H12V78ZM78 77V76H77ZM81 77V76H80ZM101 77V76H100ZM105 77V76H104ZM134 77V76H133ZM136 77V76H135ZM237 77V78H238ZM10 78V77H9ZM84 78V77H83ZM95 78V77H94ZM119 78V77H118ZM141 78V77H140ZM215 78V77H214ZM230 78V77H229ZM228 78V79H229ZM235 78V77H234ZM244 78H246V76H244ZM256 78H258V77H256ZM1 79H0V81H1ZM8 79V78H7ZM6 79V80H7ZM85 79V78H84ZM87 79V78H86ZM86 79L84 80V81H86ZM96 79V78H95ZM100 79V78H99ZM131 79V78H130ZM136 79V78H135ZM143 79V78H142ZM204 79V78H203ZM218 79H220V78H218ZM231 79V78H230ZM262 79V78H261ZM260 79V80H261ZM3 80V82H4V79H2ZM11 80V79H10ZM16 80V78H14V79H12L11 81L12 82H14ZM16 80V81H17ZM23 80H25L24 79V76H23ZM83 80V79H82ZM233 80V79H232ZM239 79H237V81H238ZM246 80V82L248 81L247 79H245ZM77 81V80H76ZM103 82H104V80H102ZM121 81H122V79H121ZM131 81V80H130ZM133 81H134V79H133ZM236 80H234V82H235ZM244 80H242V82H243ZM250 81H252L251 79H250ZM2 81L0 82V84H1V86L3 85L2 83H3ZM5 82H7V81H5ZM18 82H16L17 83V85H20L21 86V84H18ZM79 82V81H78ZM77 82V83H78ZM90 82V81H89ZM115 82V81H114ZM153 82V81H152ZM163 82V81H162ZM242 82H241V84H242ZM245 82V81H244ZM256 82H257V80H256ZM258 82H259V80H258ZM8 83H9V81H8ZM8 83H5V84H8ZM15 83V84H16ZM31 83V82H30ZM80 83V82H79ZM97 83V82H96ZM95 83V84H96ZM100 83H101V80H100ZM99 83V84H100ZM122 83H125V82H122ZM133 83H135V82H133ZM133 83H131V84H133ZM170 83V82H169ZM240 83V82H239ZM252 83L253 84H255V82H253L252 81ZM263 83V82H262ZM14 84V85H15ZM90 84V83H89ZM99 84L97 83L96 84V89H97V87L99 88V87H101L102 88V85L101 86H99ZM103 84V83H102ZM156 84V83H155ZM161 84V83H160ZM159 84V85H160ZM166 84V83H165ZM229 84V83H228ZM246 84V83H245ZM244 84V85H245ZM257 84V83H256ZM259 84H260V86H263L260 82H259ZM264 84V83H263ZM10 86L11 85H13V84H9ZM16 85V86H17ZM23 85H25V83H23ZM27 85V84H26ZM79 85V84H78ZM86 85V84H85ZM85 85H83V86H85ZM94 85V84H93ZM154 85V84H153ZM162 85V84H161ZM236 85V84H235ZM238 86H240L241 87V85L240 84H237ZM248 85V84H247ZM9 86V87H10ZM28 86V85H27ZM95 86V85H94ZM105 86V85H104ZM135 86V85H134ZM133 86V87H134ZM179 86V85H178ZM243 86V85H242ZM259 86V85H258ZM3 87V86H2ZM1 87V88H2ZM22 87V86H21ZM29 87H30V84H29ZM117 87V86H116ZM115 87V88H116ZM132 87V89L131 90H133L134 88ZM138 87V86H137ZM140 87H141V85H140ZM153 87V86H152ZM158 87V86H157ZM203 87V86H202ZM224 87V86H223ZM232 87V86H231ZM236 87V86H235ZM245 87V86H244ZM244 87H242L243 88V90H244ZM247 87V86H246ZM245 87V88H246ZM250 87H251V84H250ZM1 88H0V90H1ZM17 88V87H16ZM15 88V86L13 87L12 86V91L13 92H15L14 90L16 89ZM19 88V87H18ZM23 88V87H22ZM81 88H82V86L80 87V90L79 91H81ZM86 88V87H85ZM100 88V89H101ZM104 88V87H103ZM167 88V87H166ZM205 88V87H204ZM253 88V87H252ZM257 88V87H256ZM261 88V87H260ZM10 89H11V87H10ZM21 88H19V90H20ZM23 89H25V88H23ZM26 89H27V87H26ZM78 89V88H77ZM88 89H90V88H88ZM92 89H94L93 87H92ZM95 89V90H96ZM128 89V88H127ZM151 89H153V88H151ZM165 89V88H164ZM181 89V88H180ZM184 89V88H183ZM207 89V88H206ZM233 89V88H232ZM241 89V88H240ZM249 89L250 88H248V92H249ZM18 90V89H17ZM91 90V89H90ZM112 90V89H111ZM110 89H109V91H111ZM125 90V89H124ZM135 90H137V89H135ZM154 90H157L156 89V87H155V89ZM161 90V89H160ZM171 90H172V88H171ZM182 90V89H181ZM208 90V89H207ZM228 90V89H227ZM250 90H252V89H250ZM255 90V89H254ZM258 90V89H257ZM261 90V89H260ZM23 90H21V92H22ZM85 91V90H84ZM128 91V90H127ZM134 91V90H133ZM139 91V90H138ZM166 91V90H165ZM209 91V90H208ZM241 91H242V89H241ZM246 91H247V89H246ZM245 91V92H246ZM17 92H19V91H17ZM28 92V91H27ZM97 92V91H96ZM95 92V93H96ZM98 92H100V90L98 91ZM103 93H104V91H102ZM107 92V91H106ZM105 92V93H106ZM130 92V91H129ZM132 92V91H131ZM130 92V93H131ZM152 92H154L153 90H152ZM158 92V91H157ZM170 91L168 90V92L167 93H169ZM172 92V91H171ZM191 92V91H190ZM218 92V91H217ZM244 92V93H245ZM255 93H257L256 92V90L254 91ZM262 92V91H261ZM261 92H260V94H261ZM16 93V92H15ZM20 93V92H19ZM74 93V92H73ZM85 93V92H84ZM88 93V92H87ZM86 93V95L88 96V94ZM93 93V92H92ZM101 93V92H100ZM102 93V94H103ZM127 93V92H126ZM140 93V92H139ZM175 93V92H174ZM194 93V92H193ZM196 93V92H195ZM203 93V92H202ZM247 93V92H246ZM13 94V93H12ZM12 94H10V95H6L7 97L6 98H8L9 96H11L12 97ZM24 94V93H23ZM26 94V93H25ZM98 94V93H97ZM101 94V95H102ZM116 94V93H115ZM114 94V95H115ZM153 94V93H152ZM155 94V93H154ZM248 94V93H247ZM252 94H253V92H252ZM259 94V95H260ZM262 94H264V93H262ZM81 95V94H80ZM101 95L99 94V97H101ZM123 95V94H122ZM132 95V94H131ZM156 95V94H155ZM155 95H152V96H155ZM170 95V94H169ZM168 95V96H169ZM184 95V94H183ZM186 95V94H185ZM185 95H184V98H185ZM188 95H189V93H188ZM188 95H186V97H188ZM229 95V94H228ZM236 95H238V93L236 94ZM241 95V94H240ZM239 95V96H240ZM250 95L251 94H248L247 96H248V98H244L243 97V102H246V99L247 100H250L249 99V97H250ZM13 96L15 97L16 96V99L14 100L13 99V103H14V101H16L17 100V97L19 98L20 96H22V93H20L19 95H15V94H13ZM27 96V95H26ZM86 96V98H88ZM92 96H93V94H92ZM91 96V97H92ZM112 96V95H111ZM119 96V95H118ZM151 96V95H150ZM156 96H158V95H156ZM167 96V95H166ZM167 96V97H168ZM235 96V95H234ZM246 96V95H245ZM253 96V95H252ZM258 95H256V97H257ZM262 96V95H261ZM260 96V97H261ZM10 97V98H11ZM57 97V96H56ZM84 97H85V94H84ZM82 98V99H85V98ZM94 97H95V95H94ZM96 97H98V96H96ZM103 97H104V95H103ZM171 97V96H170ZM170 97L168 98V99H170ZM190 97V96H189ZM202 97V96H201ZM201 97H200V99H201ZM205 97V96H204ZM232 97V96H231ZM259 97V98H260ZM264 97V96H263ZM262 97V98H263ZM23 98H26V97H23ZM22 98V99H23ZM28 98V97H27ZM120 98V97H119ZM217 98V97H216ZM235 98H236V96H235ZM240 98V97H239ZM238 98V99H239ZM20 99H21V97H20ZM31 98H29V100H30ZM89 99V98H88ZM98 99V98H97ZM96 98H95V102H96V100H97ZM104 99V98H103ZM131 99H132V97H131ZM156 99V98H155ZM155 99H153V100H155ZM158 99V98H157ZM156 99V100H157ZM163 99H165V97H163ZM196 99V98H195ZM194 99V100H195ZM199 99V98H198ZM198 99H197V101H198ZM214 99V98H213ZM213 99H211L212 101H213ZM222 99V98H221ZM242 99V98H241ZM244 99H245V101H244ZM261 99V98H260ZM259 99V101H264V98L263 99H261L260 100ZM8 100H12V99H8ZM19 100V99H18ZM87 100V99H86ZM93 99H91L90 101H92ZM99 100V99H98ZM101 100V99H100ZM100 100L98 101V102H100ZM119 100V99H118ZM130 100V99H129ZM134 100V99H133ZM132 100V101H133ZM151 100V99H150ZM156 100H155V102H156ZM166 101H168L167 99H165ZM190 100H191V98H190ZM190 100H188V101H190ZM192 100H193V97H192ZM202 100V99H201ZM204 100V99H203ZM231 100V99H230ZM232 100H233V98H232ZM240 100V99H239ZM21 101V100H20ZM19 101V102H20ZM27 101V100H26ZM88 101V100H87ZM93 101V102H94ZM131 101V100H130ZM130 101H128V102H130ZM137 101V100H136ZM139 101V100H138ZM215 101V100H214ZM235 101H237V100H234V102ZM242 101V100H241ZM241 101H240V103H241ZM251 101V100H250ZM258 101V100H257ZM12 102H11V104H12ZM23 102V101H22ZM29 102V101H28ZM28 102L26 103V105L28 104ZM95 102H94V104H95ZM108 102V101H107ZM154 102V101H153ZM163 102V100L160 102V103H162ZM170 102V101H169ZM169 102H168V105H170L169 104ZM196 102V101H195ZM255 102V101H254ZM24 103H25V101H24ZM75 103V102H74ZM81 103V102H80ZM89 103V102H88ZM110 103V102H109ZM108 103V104H109ZM151 103V102H150ZM158 103V102H157ZM157 103H155V104H157ZM174 103H175V101H174ZM191 103H192V101H191ZM209 103H210V101H209ZM239 103V105L241 106V104ZM247 103V102H246ZM249 103V102H248ZM262 103V102H261ZM0 104H1V102H0ZM15 104V103H14ZM12 105V107L13 106H15L16 104H17V102H16V104L15 105ZM86 104V103H85ZM91 104V103H90ZM89 104V105H90ZM93 104V105H94ZM100 104V103H99ZM134 104V103H133ZM137 103H135V105H136ZM141 104V103H140ZM164 104V103H163ZM197 104V103H196ZM198 104H201V103H198ZM211 104L212 103H210V105L208 104V105H206V106H208L209 108H210V106H211ZM214 104H217V103H214ZM252 104V103H251ZM251 104H249V105H251ZM263 104H264V102H263ZM18 105V104H17ZM16 105V106H17ZM19 105H21V103L19 104ZM26 105H22V106H25V108H26ZM97 105V104H96ZM111 105V104H110ZM130 105H131V103H130ZM157 105H159V104H157ZM230 105V104H229ZM235 105V104H234ZM238 105V104H237ZM246 105L247 104H245V107H246ZM249 105H247V106H249ZM21 106V107H22ZM83 106V105H82ZM81 106V107H82ZM111 106H113V105H111ZM118 106V105H117ZM129 106V105H128ZM138 106L139 105H137V107L135 106V110H133L134 112L137 110V108H138ZM162 106V105H161ZM193 106V105H192ZM197 106V105H196ZM202 106H204V102H203V105H201V107ZM240 106L238 107V109L240 108ZM255 106V105H254ZM254 106H249L250 107V109H251V107H253L254 108ZM258 106V105H257ZM256 106V107H257ZM259 106H261V105H259ZM259 106H258V108H256L257 110L259 109ZM20 106H18V107H16L17 109L16 110H19L20 108H19ZM91 107V106H90ZM107 107V106H106ZM109 107V106H108ZM126 107V106H125ZM153 107H154V105H153ZM158 107V106H157ZM160 107V106H159ZM158 107V108H159ZM169 107V106H168ZM167 107V108H168ZM205 107V106H204ZM208 107H206V108H208ZM214 107V105H212V108ZM216 107V106H215ZM223 107V106H222ZM263 107V106H262ZM24 108V107H23ZM24 108V109H25ZM79 108V107H78ZM84 108V107H83ZM86 108V107H85ZM89 108V107H88ZM96 108V107H95ZM118 108V107H117ZM139 108H140V106H139ZM143 108V107H142ZM196 108V107H195ZM203 108V107H202ZM201 108V109H202ZM224 108V107H223ZM232 108V107H231ZM241 108H242V106H241ZM12 109V108H11ZM24 109H22L23 111H24ZM27 109H29V105H28V108ZM80 109V108H79ZM78 109V110H79ZM124 109V108H123ZM150 109V108H149ZM172 109V108H171ZM200 109V108H199ZM216 109V108H215ZM230 109V108H229ZM234 109V108H233ZM235 109H236V107H235ZM243 109V108H242ZM247 109V108H246ZM15 109L13 108V110L12 111H14ZM15 110V111H16ZM22 110H21V112H22ZM142 111H143V109H141ZM156 110V109H155ZM158 110V109H157ZM160 111H162L161 110V108L159 109ZM165 110V113H166V108L164 109ZM163 110V111H164ZM173 110V109H172ZM192 110V109H191ZM203 110H205L206 111V109H203ZM202 110V111H203ZM209 110H211V109H209ZM212 110H214V109H212ZM207 111L206 113H209V112H213L214 113V111ZM244 110H245V108H244ZM248 110V109H247ZM252 110H255V108L254 109H252ZM264 109H262V111H263ZM25 111H27L26 109H25ZM43 111V110H42ZM41 111V112H42ZM76 111V110H75ZM116 111H118V110H116ZM121 111V110H120ZM119 111V112H120ZM147 111V110H146ZM150 111V110H149ZM152 111V110H151ZM150 111V112H151ZM160 111H158V112H160ZM190 111V110H189ZM189 111H187V112H189ZM192 111H194V110H192ZM196 111V110H195ZM232 111H235V110H232ZM249 111H251V110H249ZM16 112H18V111H16ZM16 112H11V114L12 113H16ZM62 112V111H61ZM87 112V111H86ZM94 112V111H93ZM93 112H92V114H93ZM121 112H123V111H121ZM129 112H131V111H129ZM138 112V111H137ZM137 112H135L136 114H137ZM141 112V111H140ZM201 112V111H200ZM216 112V111H215ZM218 112V111H217ZM236 112H238V110L236 111ZM258 112L261 114V112L258 110ZM7 113H8V108H3V107H0V264H103V263H101V262H98V260L96 261V259H94V258H92L93 256H91V257H87V258H85L86 256V254H81V256H79V257H73V255L72 256H67V254L70 252V251H72L73 249H76V248H83V247H86V245H87V241H91L92 239H91V237H90V240L89 239H87V238H84L83 240L80 238V236H82V234L81 235H78V233L80 234L81 233V230H82V228H81V230L78 228V230L76 229L77 227H75V228H73L72 227V225L70 224V225H68V223L66 224L64 221H61V222H64L65 224H61L60 222H53V216H54V214L52 215V213L51 212H49V210L46 208L47 206L46 205H48L47 203L49 202L50 204L51 203H53L54 204V206H56L57 208H55L53 205V207H54V209H56V210H59L58 212H61V211H63V213L65 212V210L69 207L70 208V206L72 207H74V209L76 208V210L77 209H80L81 210V208H83L82 210H88V211H90L91 213H93L97 218H98V220L95 218V216L93 217L94 219H96L95 221H93V222H91V226H92V223H94V224H97V223H99V222H101L102 220H103V217H105L106 218V216L104 215V211H105V213H106V210H104V204L102 205L103 207H99V206H97L95 203V205L93 204V202L92 203H90L91 202V200H90V198H92L89 194H93V193H97L98 191L91 185V183H93V181H92V179L94 178L93 176V178L91 177L90 178V176L88 177V179L89 180H91V181H89V182H87V183H89V187H87V189L85 188L84 189V187L85 186H88L87 184L85 185V184H83V181H82V179L80 180V181H78L77 182V180H79V172L78 173H74L75 171H73L71 168V170L69 169V167L68 166H66L67 165V163H66V165L62 162V163H60L58 160L57 161H55V160H53L54 158H45L46 160V162H42V168L46 171H44L45 173H47L48 174V172H49V174H55V176L57 177V175H58V179H55V177H54V179L52 180V174L50 175V178H51V180L49 181V179L50 178H48L47 180H46V177L44 178L45 180H44V182H42V183H40V182H38V181H35V183H33L32 185L30 184L31 183V181H34L33 180V178L32 179H30V181L28 180V178L30 177H28L27 175H26V173L24 174V171H28L27 169L26 170H22L23 168V166H24V168L25 167H27L26 165H29V166H31V165H33L34 167H36V166H39L40 164H39V162L41 161L40 159L41 158H43L42 156H44L45 157V155H47V154H50L52 151V149H54V148H52L51 146H53V145H51L52 144V142H51V144H49L50 145V147L51 148H49V147H47V146H49L47 143V146L45 145V142H44V140H42L41 141V146L42 147H38L36 150H33V149H31V150H29L28 149V147H26L28 144H24L23 145V141H24V138H25V134H26V130H27V123L26 122H23L22 121V113H24V112H22L21 114H20V111H19V114L21 115V118H20V115L18 116V118H17V120H15L14 122H9L10 120L8 119L7 120V116H9V115H7ZM55 113V112H54ZM115 113V112H114ZM124 113H125V110H124ZM127 114L126 115H128V112H126ZM134 113V114H135ZM143 113L145 114V112L143 111ZM147 114H148V112H146ZM161 113V112H160ZM179 113V112H178ZM181 113V112H180ZM190 113V112H189ZM193 113V112H192ZM192 113H191V115H192ZM195 113V112H194ZM202 113H204V112H202ZM201 113V114H202ZM234 113V112H233ZM253 113H254V111H253ZM40 114V113H39ZM41 114H45L44 112L43 113H41ZM40 114V115H41ZM47 114V113H46ZM45 114V116H48V115H46ZM50 114V113H49ZM91 114V113H90ZM106 114V113H105ZM119 114V113H118ZM150 114V113H149ZM152 114H154L153 112L151 113V115ZM167 114V116L170 114V112L168 111V113H166ZM172 114V113H171ZM177 114V113H176ZM188 114V113H187ZM200 114V113H199ZM198 114V115H199ZM216 114V113H215ZM220 115H219V117H222L221 116V112L219 113ZM226 114H228V113H226ZM226 114H225V116H226ZM16 115V114H15ZM14 115V116H15ZM17 115H18V113H17ZM24 115H25V113H24ZM80 115V114H79ZM82 115V114H81ZM109 115V114H108ZM115 115H116V113H115ZM123 115V114H122ZM125 115V114H124ZM123 115V116H124ZM131 115H132V113H131ZM140 115H141V113H140ZM156 115V114H155ZM173 115V114H172ZM189 115V114H188ZM191 115H189V116H191ZM203 115V114H202ZM207 115V114H206ZM224 115V114H223ZM231 115V114H230ZM233 115H235V113L233 114ZM249 115V114H248ZM250 115H251V113H250ZM249 115V116H250ZM262 115H263V117H264V112L262 113ZM43 116V115H42ZM53 116H54V114H53ZM107 116V115H106ZM105 115H104V117H102V119L103 118H105L106 117ZM118 116V115H117ZM144 116H146V115H144ZM144 116L142 117V118H144ZM148 116V115H147ZM146 116V117H147ZM159 116V115H158ZM157 115L156 116H154V117H158ZM162 116V113L160 114V117ZM164 116V115H163ZM194 116V115H193ZM201 116V115H200ZM199 116V117H200ZM204 116H205V113H204ZM209 116V115H208ZM212 116V115H211ZM215 116V115H214ZM228 116V115H227ZM226 116V117H227ZM244 116H246V115H244ZM259 116V115H258ZM16 117V116H15ZM41 117V116H40ZM40 117L38 118L39 119V121L38 122H41L40 120H42V118L40 119ZM44 117V116H43ZM61 117V116H60ZM68 117V116H67ZM118 117H120V115L118 116ZM129 117H132V116H129ZM134 117V116H133ZM137 117V116H136ZM145 117V118H146ZM153 116L152 117H150V119L148 118V122H152V120H153V118H154ZM160 117H158V119L160 118ZM166 117V116H165ZM172 116L170 115L169 116V118L170 119H172L171 118ZM176 117V116H175ZM175 117H174V119H175ZM198 117V118H199ZM213 117V116H212ZM225 117V118H226ZM229 117V116H228ZM231 117V116H230ZM234 117V116H233ZM243 117V116H242ZM263 117H261L262 119H263V121H264V118ZM44 118H46V117H44ZM58 118V117H57ZM114 118H115V116H114ZM117 118V117H116ZM141 118V117H140ZM156 118H154V119H156ZM163 119H164V117H162ZM167 118V117H166ZM187 118V117H186ZM193 118V117H192ZM198 118H195V119H198ZM209 118H211V117H209ZM215 118V117H214ZM235 118H237V117H235ZM241 118V117H240ZM12 119H13V117H12ZM16 119V118H15ZM23 119H24V117H23ZM37 119V120H38ZM47 119V118H46ZM48 119H51V118H48ZM47 119V120H48ZM52 119H55V116H54V118L52 117ZM64 119V118H63ZM63 119L61 118V120L63 121ZM80 119V118H79ZM106 119V118H105ZM121 119H123V118H121ZM137 119V118H136ZM152 119V120H151ZM162 119V120H163ZM170 119H168V121H170ZM199 119H201V117L199 118ZM203 119H204V117H203ZM205 119H207V118H205ZM217 119V118H216ZM231 119V118H230ZM239 119V118H238ZM244 119H247V117L246 118H244ZM259 119H260V117H259ZM261 119V120H262ZM25 120V119H24ZM45 120V119H44ZM58 120H60L59 118H58ZM60 120V121H61ZM73 120V119H72ZM99 120V119H98ZM116 120V119H115ZM120 119H118L117 121H119ZM166 121H167V119H165ZM194 120V119H193ZM251 120V119H250ZM9 123H8V122ZM43 121V120H42ZM53 121V120H52ZM52 121L50 122V123H52ZM55 121V120H54ZM109 121V120H108ZM114 121V120H113ZM141 121V120H140ZM139 121V122H140ZM161 121V120H160ZM183 121V120H182ZM201 121V120H200ZM231 121H232V119H231ZM236 121H237V119H236ZM260 121V120H259ZM37 122V123H38ZM45 122V121H44ZM64 122V121H63ZM90 122V121H89ZM130 122V121H129ZM156 122H158V120L156 121ZM156 122H154V124H157ZM162 122V121H161ZM163 122H165V121H163ZM162 122V123H163ZM175 122L176 121H173V123L175 124ZM186 122V121H185ZM206 122V121H205ZM214 122V121H213ZM239 122H241V121H239ZM249 122V121H248ZM48 123V122H47ZM62 123V122H61ZM61 123H60V126H61ZM66 123H68L67 122V120H66ZM70 123V122H69ZM109 123V122H108ZM119 123V122H118ZM121 123V122H120ZM135 123V122H134ZM133 123V124H134ZM143 123V122H142ZM158 123H160V122H158ZM170 123L172 124V122H169V124L168 125H170ZM182 123V122H181ZM203 123H204V121H203ZM207 124H209V122H206ZM257 124H259V122H256ZM38 124H40V123H38ZM76 124V123H75ZM115 124H116V122H115ZM148 124V123H147ZM149 124H151V123H149ZM153 124V123H152ZM154 124L152 125V126H154ZM174 124H173V126H174ZM178 124H179V122H178ZM183 124V123H182ZM190 124V123H189ZM214 124V123H213ZM212 124V125H213ZM254 124V123H253ZM261 124H264V123H262L261 122ZM42 125V124H41ZM44 125H46V124H44ZM120 124H118V126H119ZM121 125H122V123H121ZM138 125H141V124H139L138 123ZM143 125H145V127L144 126H142V127H144V128H146V124H143ZM158 125V124H157ZM162 126L164 125V124H161ZM161 125H158V126H161ZM176 125V124H175ZM185 125V124H184ZM188 125V124H187ZM200 125H203V124H201L200 123ZM244 125V124H243ZM247 125V124H246ZM35 126V125H34ZM48 126H49V124H48ZM52 126V125H51ZM55 126V125H54ZM60 126H59V128H60ZM66 126V125H65ZM64 126V127H65ZM161 126V127H162ZM165 126V125H164ZM164 126H163V128H164ZM167 126V125H166ZM165 126V127H166ZM177 126H179V125H177ZM176 126V127H177ZM250 126H252V125H250ZM36 127V126H35ZM43 127V126H42ZM45 127V126H44ZM56 127V126H55ZM69 127V126H68ZM67 127V128H68ZM76 127V126H75ZM74 127V128H75ZM121 127V126H120ZM138 127V131H140V130H142V129H140L141 128V126L139 127V126H137ZM148 127H149V125H148ZM161 127H160V129H161ZM169 127V126H168ZM182 127V126H181ZM184 127H186V126H184ZM196 127V126H195ZM194 127V128H195ZM201 127V126H200ZM213 127H214V125H213ZM224 127H226V125L224 126ZM223 127V128H224ZM235 127V129H236V126H234ZM233 127V128H234ZM246 127V126H245ZM253 127V126H252ZM38 128V127H37ZM58 128V129H59ZM63 128V127H62ZM84 128V127H83ZM114 128V127H113ZM112 128V129H113ZM117 128V127H116ZM133 128H135L134 126H133ZM132 128V129H133ZM154 128H156V127H154ZM167 128V127H166ZM166 128H164L165 129V131H166ZM170 128H171V126H170ZM178 128V127H177ZM204 128V127H203ZM206 128V127H205ZM210 128V127H209ZM222 128V129H223ZM230 127H228V129H229ZM259 128V127H258ZM44 129V128H43ZM54 129V128H53ZM64 130H66V128H63ZM86 129V128H85ZM90 129V128H89ZM110 129V128H109ZM112 129H111V131H112ZM140 129V130H139ZM159 129V128H158ZM158 129H157V131H158ZM159 129V130H160ZM172 130H173V128H171ZM171 129H169L168 128V131L169 130H171ZM176 128L174 127V130H175ZM181 128L179 127V130H180ZM183 129V128H182ZM181 129V130H182ZM226 129V128H225ZM231 129V128H230ZM234 129V130H235ZM239 129V128H238ZM245 129V128H244ZM254 129V128H253ZM260 130H262L261 128H259ZM258 129V130H259ZM36 130V129H35ZM42 130V129H41ZM46 130V129H45ZM71 130V129H70ZM73 130V129H72ZM107 130V129H106ZM136 130V129H135ZM171 130V131H172ZM180 130V131H181ZM195 130V129H194ZM246 130H247V128H246ZM36 131H38V130H36ZM43 131V130H42ZM41 131V132H42ZM49 131H51V129L49 130ZM48 131V132H49ZM54 131V130H53ZM67 131V130H66ZM75 131H77V129H75ZM87 131V130H86ZM132 131V130H131ZM137 131V130H136ZM146 131V130H145ZM150 131H152V130H150ZM154 131H156V129L154 130ZM154 131H152L153 133H154ZM175 131H178L177 129L175 130ZM175 131H173V132H175ZM191 131V130H190ZM193 131V130H192ZM207 131V130H206ZM231 131V130H230ZM229 131V132H230ZM235 131H237V129L235 130ZM244 131V130H243ZM252 131V130H251ZM263 131V130H262ZM39 132V131H38ZM37 132V133H38ZM40 132V133H41ZM47 132V131H46ZM47 132V133H48ZM57 132V131H56ZM133 132V131H132ZM135 132V131H134ZM141 132H143V131H140L139 133H140V135H141ZM147 132V131H146ZM159 132V131H158ZM161 132H162V129H161ZM161 132H159L161 135L163 134V132L161 133ZM167 132V131H166ZM186 132H187V130H186ZM197 132V131H196ZM216 132V131H215ZM225 132V131H224ZM233 133H234V131H232ZM69 133H71V132H69ZM81 133H83V132H81ZM95 133V132H94ZM151 133V132H150ZM158 133V134H159ZM168 133H170V131L168 132ZM172 133V132H171ZM198 133V132H197ZM204 133V132H203ZM228 133V132H227ZM241 133V132H240ZM247 133H248V131H247ZM42 134H44V133H42ZM50 132H49V134L47 135V137L46 136H44V137H46L47 139H50ZM54 134H55V132H54ZM66 134V133H65ZM92 134V133H91ZM111 134V133H110ZM137 134V133H136ZM149 134V133H148ZM164 134H166L167 135V133H165L164 132ZM174 134V133H173ZM172 134V135H173ZM177 133L175 132V135H176ZM205 134V133H204ZM208 134V133H207ZM243 134V133H242ZM254 134V133H253ZM262 134V133H261ZM261 134H260V137H261ZM46 135V134H45ZM53 135V134H52ZM58 135V134H57ZM61 135H62V137H63V134L61 133ZM80 135V134H79ZM93 135V134H92ZM95 135V134H94ZM102 135L103 134H101V137H102ZM105 135V134H104ZM169 135H171V134H169ZM175 135H173L174 137H175ZM187 135H189V134H187ZM211 135V134H210ZM217 134L215 133V136H216ZM230 135V134H229ZM233 135V134H232ZM244 135H246V134H244ZM252 135V134H251ZM37 136V135H36ZM54 136V135H53ZM72 136V135H71ZM87 136H88V134H87ZM156 136H157V139L159 138V135H157L156 134ZM155 136V137H156ZM193 136V135H192ZM224 136V135H223ZM228 136V135H227ZM231 136V135H230ZM236 136V135H235ZM240 137H241V135H239ZM243 136V135H242ZM257 136V135H256ZM32 137V136H31ZM31 137H30V139H31ZM56 137V136H55ZM55 137H53V138H55ZM60 137V136H59ZM65 137V136H64ZM73 137H74V135H73ZM95 137V136H94ZM98 137V136H97ZM109 137H110V135H109ZM108 137V138H109ZM136 137V136H135ZM148 137V136H147ZM153 137H154V135H153ZM164 137V136H163ZM165 137H167V136H165ZM164 137V138H165ZM180 137H182V135H180ZM179 137V138H180ZM188 137V136H187ZM232 137V136H231ZM264 137V136H263ZM45 138V139H46ZM61 138V137H60ZM78 138H79V136H78ZM149 138H150V135H149ZM162 138V137H161ZM163 138V139H164ZM173 137H171L170 139H172ZM224 138V137H223ZM233 138V137H232ZM243 138V137H242ZM241 138V139H242ZM244 138H246L245 136H244ZM29 139V138H28ZM56 139H59V138H57L56 137ZM69 139V138H68ZM89 139V138H88ZM102 139V138H101ZM111 139V138H110ZM144 139V138H143ZM146 139L147 138H145V143H146ZM151 139H155V138H150V140ZM170 139H168V140H164V141H168L169 142V140ZM229 139V138H228ZM231 139V138H230ZM230 139H229V141H230ZM233 139H236V138H233ZM35 140V139H34ZM39 140H41V138H39L38 139V141ZM51 140V139H50ZM49 140V141H50ZM64 140H65V138H64ZM104 140V139H103ZM134 140V139H133ZM133 140H131V141H133ZM148 140V139H147ZM162 140V139H161ZM175 140V139H174ZM173 140V141H174ZM180 141H177V139H176V141L177 142H181V140H182V138L181 139H179ZM246 140H247V138H246ZM33 142L32 140H29V142ZM47 141V140H46ZM54 141L55 142H57L55 139H54ZM53 141V142H54ZM70 141V140H69ZM73 141H74V139H73ZM96 141H97V139H96ZM129 142L130 143V145H129V147H131V143L132 142ZM158 141H160L159 139H158ZM191 141V140H190ZM217 141V140H216ZM216 141H213V142H215L216 143V145H219V144H217V142ZM221 141H222V139H221ZM228 141V140H227ZM238 141H239V139H238ZM27 142V141H26ZM64 142V141H63ZM67 142H68V140H67ZM71 142V141H70ZM79 142V141H78ZM134 142H135V140H134ZM138 142V141H137ZM142 142V141H141ZM144 142V141H143ZM148 142H150L151 143V141H148ZM147 142V143H148ZM225 142V141H224ZM233 142V141H232ZM231 142V143H232ZM242 142H243V140H242ZM242 142H241V144H242ZM253 142V141H252ZM251 142V143H252ZM262 142V141H261ZM66 143V142H65ZM64 143V144H65ZM94 143V142H93ZM155 143V142H154ZM159 143V142H158ZM173 143H176V142H173ZM173 143H171V145L173 144ZM184 143L185 142H183V144H181L180 143V145H184ZM211 142H209V144H210ZM244 143H245V141H244ZM250 143V144H251ZM30 144V143H29ZM33 144V143H32ZM56 143H54V145H55ZM69 145H70V143H68ZM74 144V143H73ZM81 144V143H80ZM86 144H88V143H86ZM96 144H98V143H96ZM95 144V145H96ZM104 144H106V143H104ZM103 144V145H104ZM119 144V143H118ZM170 144V143H169ZM208 144V145H209ZM223 144V143H222ZM224 144H226V143H224ZM228 144H229V142H228ZM236 144V143H235ZM247 144V143H246ZM249 144V143H248ZM57 145L58 144H56V147H57ZM76 145V144H75ZM85 145V144H84ZM100 145V144H99ZM141 145H142V143H141ZM150 145V144H149ZM147 146V147H149V148H151L152 146H153V144H151L150 146ZM162 145V144H161ZM164 145H166V144H163V146ZM175 145V144H174ZM177 146H179L178 145V143L176 144ZM190 145V144H189ZM211 145V144H210ZM254 145H255V143H254ZM264 145V144H263ZM31 146V145H30ZM67 146V145H66ZM73 146V145H72ZM79 146V145H78ZM82 146H83V144H82ZM89 146V145H88ZM93 146V145H92ZM137 146H138V144H137ZM136 146V148H138L139 149V147L140 146H138L137 147ZM163 146H162V148L161 147H159V150H162L163 149ZM170 146V145H169ZM186 146H188L187 144L185 145V147ZM194 146V145H193ZM238 146H239V143H238ZM60 147V146H59ZM58 147V148H59ZM102 147H104V146H102ZM156 147V146H155ZM167 147L168 146H164V148H166L167 149ZM171 147V146H170ZM172 147L173 148H171V149H175L174 148V146L172 145ZM180 147V146H179ZM184 147V146H183ZM196 147V146H195ZM215 147V146H214ZM213 147V148H214ZM217 147V146H216ZM226 147V146H225ZM247 147V146H246ZM249 147H251V146H248V148ZM31 148V147H30ZM71 148V147H70ZM73 148V147H72ZM78 149L80 148V147H77ZM84 148H86V147H84ZM105 148V147H104ZM116 148V147H115ZM126 148H127V146H126ZM161 148V149H160ZM210 148V147H209ZM219 148V147H218ZM236 148H237V145H236ZM262 148V147H261ZM61 149V148H60ZM74 149H76V147L74 148ZM87 149V148H86ZM88 149H90V148H88ZM93 149V148H92ZM99 149H101V148H99ZM133 149H135V147H133ZM138 149L136 150V151H138ZM140 149H143V148H141L140 147ZM154 148H152V150H153ZM165 149V151H167ZM187 150L188 149H191L190 147H188V148H186ZM217 149V148H216ZM225 149V148H224ZM234 148H232V150H233ZM253 149V148H252ZM258 149V148H257ZM10 151V152H12V156H11V158H9V159H5L4 158V156H3V153L5 152V151ZM72 150V149H71ZM85 150V149H84ZM83 150V151H84ZM95 150H97L96 148H95ZM144 151H145V147H144V149H143ZM158 150V151H159ZM168 150H169V148H168ZM182 150V149H181ZM193 150V149H192ZM210 150V149H209ZM247 150H249V149H247ZM255 150V149H254ZM263 150V149H262ZM262 150H259V152L260 151H262ZM65 151V150H64ZM63 151V152H64ZM73 151V150H72ZM87 151V150H86ZM94 151V150H93ZM104 151H105V149H104ZM104 151H102V152H104ZM129 151H131L130 149H129ZM147 151H149L148 149H147ZM151 151V150H150ZM149 151V152H150ZM175 151H176V149H175ZM184 150H182V152H183ZM191 151V150H190ZM190 151H188V152H190ZM219 151H220V148H219ZM227 151V150H226ZM245 152H246V150H244ZM253 151V150H252ZM56 152H57V149H56ZM59 152V151H58ZM57 152V153H58ZM79 152V151H78ZM88 152V151H87ZM121 152V151H120ZM135 152V151H134ZM133 152V153H134ZM143 152V151H142ZM142 152H141V154H142ZM162 152H163V150H162ZM162 152H160L159 154H162ZM179 152V151H178ZM177 151L176 152H172L171 151V153H174V155H169L170 154V151H168V153L169 154H167V156L169 155V156H176L175 155V153L177 154L178 153ZM187 151H186V153L187 154H190V153H188ZM193 152V151H192ZM213 152H214V150H213ZM216 152H218L217 150H216ZM231 152V151H230ZM6 153V152H5ZM83 153V152H82ZM90 153V152H89ZM105 153H107L106 151H105ZM126 152H124V154H125ZM139 153V155L138 156H141L140 155V152H138ZM144 153V152H143ZM152 153V152H151ZM156 153V152H155ZM154 153V151H153V154H150L151 156L152 155H154L155 154ZM167 153V152H166ZM194 153H197L196 154V156H194L195 154H193L192 153V155L194 156V157H196V160H191L193 157L191 156V159H190V156H189V160H191L190 162L191 163H189V164H193L192 163V161H197V158L198 159H200L202 156L204 157V158H202V159H200V160H205V159H208L207 157L205 158V156L202 154V156L198 153V152H194ZM206 153V152H205ZM211 153H212V151H211ZM215 153V152H214ZM223 153V152H222ZM264 153V152H263ZM66 154V153H65ZM73 154H75L74 152H73ZM98 154V153H97ZM96 154V155H97ZM99 154H101V153H99ZM108 154H109V152H108ZM119 154V153H118ZM128 154V153H127ZM126 154V155H127ZM145 154H147V156H148V152L147 153H145ZM158 154V153H157ZM159 154L158 155H154V156H159ZM163 154H165V152L163 153ZM162 154V155H163ZM180 154L182 155V154H184V157H185V153H181L180 152ZM210 153H207L206 155H209ZM213 154V153H212ZM252 154V153H251ZM260 154V153H259ZM104 155V154H103ZM106 155V154H105ZM132 155V154H131ZM134 155V154H133ZM144 155V154H143ZM162 155H160L161 157V159L163 160V162L162 163H164V165H167V164H165V162H164V157H162ZM180 155V156H181ZM191 155V154H190ZM197 155H198V157H197ZM201 157H200V156ZM217 155V154H216ZM49 156V155H48ZM72 156V154H70V155H68L67 156V158H69V157H71ZM83 156V155H82ZM88 156V155H87ZM98 156V155H97ZM125 156V155H124ZM150 156V157H151ZM163 156H166V154L165 155H163ZM166 156V157H167ZM180 156H177V157H180ZM183 156V155H182ZM211 156V155H210ZM219 156H220V154H219ZM260 156V155H259ZM264 156V155H263ZM9 157V156H8ZM37 157V158H36ZM51 157V156H50ZM90 157V156H89ZM93 157H95V156H93ZM104 157V156H103ZM120 157H121V154H120ZM133 157V156H132ZM134 157H136V156H134ZM146 157V156H145ZM144 157V158H145ZM149 157V158H150ZM187 158H188V156H186ZM185 157V158H186ZM200 157V158H199ZM209 157V156H208ZM226 157H228V156H226ZM235 157V156H234ZM38 158H40V159H38ZM63 158V157H62ZM86 158V157H85ZM96 158V157H95ZM95 158H93V159H95ZM98 158H100V157H97V159ZM117 158H119V157H117ZM137 158V157H136ZM139 159H140V157H138ZM137 158V159H138ZM143 158V161L144 160H147V159H144ZM147 158V157H146ZM153 158V160H151L152 162H154L155 163V161H156V159H158V158H156L155 160H154V157H152ZM171 157H169L168 159H166V161L167 160H169L167 163H168V166H169V162L171 161V159H170ZM184 158V159H185ZM210 158V157H209ZM219 158V157H218ZM258 158V157H257ZM261 158H262V156H261ZM34 159H36V160H40V161H35L34 160V162H33V160ZM56 159V158H55ZM76 159V158H75ZM77 159H80V158H77ZM90 159H92V158H90ZM89 159V160H90ZM113 159V158H112ZM124 159V158H123ZM139 159L138 160H136V161H139ZM142 159V158H141ZM140 159V160H141ZM151 159V158H150ZM174 159V158H173ZM179 159V158H178ZM222 159V158H221ZM232 159V158H231ZM234 159V158H233ZM253 159V158H252ZM260 159V158H259ZM258 159V160H259ZM63 160V159H62ZM65 160V159H64ZM86 160V159H85ZM110 160V159H109ZM117 160V159H116ZM128 160V159H127ZM127 160L125 159V161L127 162ZM185 160H187V159H185ZM200 160H198L199 162H200ZM222 160H224V159H222ZM235 160V159H234ZM261 160H263V158L261 159ZM68 161V160H67ZM67 161H65V162H67ZM79 161V160H78ZM106 161V160H105ZM108 161V160H107ZM118 161V160H117ZM128 161H130V160H128ZM143 161H139V162H143ZM148 161H150L149 159H148ZM150 161V165H152V162ZM213 161V160H212ZM91 162H92V160H91ZM104 162V161H103ZM102 162V163H103ZM112 163L113 164V161L111 160V161H109V162H107V163ZM172 162H174V164H173V166L175 167V165L176 164H178L177 162H176V164H175V161H173L172 160ZM172 162H171V164L170 165H172ZM179 163H180V161H178ZM187 162V161H186ZM186 162L183 164V165H186ZM196 163L197 165L198 164H200V163ZM222 162V161H221ZM225 162V161H224ZM264 161H262V163H263ZM79 163H81V162H79ZM87 163H89V162H87ZM86 163V164H87ZM115 163L116 162H114V166H115ZM123 163V162H122ZM145 164H146V162H144ZM183 163V162H182ZM202 164L203 163H206V162H201ZM208 163V162H207ZM236 163V162H235ZM36 164H38V165H36ZM70 164H71V162H70ZM73 164V163H72ZM76 164V163H75ZM111 164V165H112ZM138 163H136V165H137ZM144 164V165H145ZM149 164V163H148ZM148 164H147V166H148ZM188 164V166H190ZM194 164H195V162H194ZM216 164H217V162H216ZM226 164V163H225ZM36 165V166H35ZM74 165V164H73ZM77 165V164H76ZM88 165V164H87ZM90 165V164H89ZM108 165V164H107ZM142 165H143V163H142ZM157 165V164H156ZM164 165L162 164V166H163V168L165 169V167H164ZM196 165V166H197ZM205 165V164H204ZM207 166H208V164H206ZM231 165V164H230ZM254 165V164H253ZM264 165V164H263ZM28 166V167H29ZM84 167L86 166V165H83ZM83 166H82V168H83ZM105 166H106V164H105ZM114 166H113V168H112V171L113 170H116L115 168H114ZM124 166H125V164H124ZM131 166V165H130ZM138 166V165H137ZM160 166H161V164H160ZM159 166V168H161ZM167 166V167H168ZM201 166V165H200ZM213 166H214V164H213ZM221 166V165H220ZM227 166V165H226ZM232 166V165H231ZM237 166H238V164H237ZM236 166V167H237ZM260 166H261V164H260ZM70 167H71V165H70ZM91 167H92V165H91ZM97 167H99V165L97 166ZM116 167V166H115ZM132 167H134V166H131V169H132ZM136 167V166H135ZM139 167V166H138ZM141 167V166H140ZM139 167V168H140ZM151 167H153V165L151 166ZM154 167H158V165L157 166H154ZM153 167V168H154ZM166 167V168H167ZM174 167H172V168H174ZM178 167V166H177ZM176 167V168H177ZM198 167H199V165H198ZM204 167V166H203ZM206 167V166H205ZM204 167V168H205ZM239 167V166H238ZM242 167V166H241ZM263 167V166H262ZM20 168H22L21 170H20ZM33 168V167H32ZM42 168H41V170H36L35 168H33V169H35L36 170V173H35V170L33 171V169L32 170H29V172L30 171H33V172H31V174H33V173H35V175L37 176L36 178H38V176L40 175V177L41 178H39L40 180L42 179V177L43 176H45L44 174V172L42 171ZM89 168V167H88ZM95 168V167H94ZM104 168V167H103ZM125 168H129V167H124V169ZM147 168V167H146ZM155 168V169H156ZM162 168V169H163ZM188 168H190V167H188ZM192 168H195V166L194 167H192ZM201 168V167H200ZM208 168H210V167H208ZM213 167H211L210 168V170H212V172H215V170L213 171V169H212ZM227 168H228V166H227ZM256 168H258V167H256ZM29 169H31V168H29ZM39 169H40V166H39ZM110 170H109V172H111V167L109 168ZM123 169V170H124ZM142 169V168H141ZM147 169H149V168H147ZM175 169V168H174ZM191 169V168H190ZM199 168H197L196 167V170H198ZM203 169V168H202ZM214 169H216L215 168V166H214ZM221 169H223V168H221ZM258 169H260V168H258ZM258 169H256V170H258ZM17 170H20V171H22L23 172V174L22 173H20L19 172V175H16V173H17ZM76 170V169H75ZM82 170V169H81ZM84 170H86V171H89L88 169H84ZM126 170V169H125ZM130 170V169H129ZM128 170V171H129ZM135 170V172H136V168L134 169ZM134 170H132V171H134ZM143 170H144V168H143ZM150 170V169H149ZM152 170V169H151ZM168 170V169H167ZM179 170V169H178ZM181 170H183V169H181ZM187 170V169H186ZM200 170V169H199ZM48 171V172H47ZM85 171V173H87ZM93 171V170H92ZM106 171V170H105ZM121 171V170H120ZM118 172L117 170H116V172H118V173H120L121 174V172ZM147 171V170H146ZM153 171V170H152ZM152 171H150L151 172V176H152ZM157 171H158V169H157ZM157 171H154V173H156ZM177 171V170H176ZM190 171V170H189ZM194 171V170H193ZM202 171V170H201ZM200 171V172H201ZM219 171H220V168H219ZM224 171V170H223ZM225 171H227L226 169H225ZM224 171V172H225ZM260 171V170H259ZM29 172H28V174H29ZM82 172V171H81ZM97 172V171H96ZM137 172H139L138 170H137ZM140 172H142L141 170H140ZM140 172H139V174H140ZM159 172V171H158ZM168 172V171H167ZM170 172V171H169ZM168 172V173H169ZM175 172V171H174ZM198 172V171H197ZM206 172V171H205ZM205 172L203 173H201V174H205ZM208 172V171H207ZM220 172H222V170L220 171ZM228 172V171H227ZM262 172V174H263V171H260L259 172V174ZM82 173H84V172H82ZM89 173V172H88ZM107 173V172H106ZM130 173H132V172H130ZM129 173V174H130ZM134 173V172H133ZM148 173H149V171H148ZM161 173H162V171H161ZM160 173V174H161ZM164 173H165V171H164ZM181 174H182V171L180 172ZM187 173V172H186ZM230 173H231V171H230ZM258 173V172H257ZM22 174V175H21ZM110 174V173H109ZM113 175L115 174V173H112ZM111 174V176H113ZM123 174V173H122ZM127 174V173H126ZM150 174V173H149ZM183 174H185V171H184V173ZM188 174V173H187ZM192 173H190V175H191ZM194 174V173H193ZM200 174V173H199ZM216 173H214V175H215ZM262 174H260L261 176H262ZM23 175H26L27 177H22ZM34 175V174H33ZM42 175V176H41ZM80 175H81V173H80ZM96 175V174H95ZM107 175H108V173H107ZM132 175V174H131ZM134 175V174H133ZM138 175V174H137ZM157 175V174H156ZM156 175H155V177H156ZM166 175V173L164 174V176ZM169 174H167V176H168ZM173 175V174H172ZM211 175H213V174H211ZM225 175V173L223 174V176ZM229 175V174H228ZM32 176V175H31ZM61 178H60V177ZM87 175L85 174V177H86ZM98 176V175H97ZM106 176V175H105ZM111 176H110V178H111ZM115 176V175H114ZM126 176V175H125ZM129 176V175H128ZM151 176H150V178H151ZM162 176H163V173H162ZM167 176L165 177L166 179H167ZM189 176V175H188ZM195 176V175H194ZM198 176V175H197ZM199 176H202V178L201 179H204V178H207L208 176H210V175H208V174H206V176L207 177H203V175H199ZM198 176V177H199ZM264 176V175H263ZM263 176H262V178H263ZM32 177H34V176H32ZM102 177H103V175H102ZM107 177H109V175L107 176ZM131 177V176H130ZM138 177V176H137ZM140 177H142L141 175H140ZM147 177H148V175H147ZM169 177V176H168ZM187 177V176H186ZM191 177V176H190ZM217 177H218V175H217ZM258 177H259V175H258ZM87 178V177H86ZM109 178V179H110ZM114 178V177H113ZM121 178H123V176H121ZM120 178V179H121ZM143 178V177H142ZM141 178V179H142ZM144 178H145V176H144ZM153 179H155L154 178V175H153V177H152ZM151 178V179H152ZM164 178V177H163ZM199 178V179H200ZM221 178V177H220ZM251 177H249L248 178V180L250 179ZM35 179V178H34ZM95 179H96V177H95ZM106 180H107V178H105ZM104 179V180H105ZM118 179V178H117ZM138 179H139V177H138ZM147 179H149V177L147 178ZM158 179H160V178H158ZM198 179V180H199ZM209 179V177L207 178V179H205V180H208ZM246 179V178H245ZM36 180V179H35ZM38 180V179H37ZM43 180V179H42ZM41 180V181H42ZM83 180H84V178H83ZM111 180V179H110ZM116 180V179H115ZM123 180V179H122ZM135 180H137V178L135 179ZM143 180V179H142ZM146 180V179H145ZM145 180H143V182L145 181ZM164 180V179H163ZM175 180H177V179H175ZM180 180V179H179ZM211 180H212V178H211ZM209 181V183L208 184H210V182L212 183V182H214V181ZM232 180V179H231ZM236 180V179H235ZM82 181V182H81ZM112 181V180H111ZM124 181H126L125 180V178H124ZM129 181V180H128ZM134 181V180H133ZM132 181V182H133ZM137 181H141L140 179L139 180H137ZM147 181V180H146ZM145 181V182H146ZM202 181H204V180H202ZM218 181V180H217ZM222 181V180H221ZM58 182V185L56 184ZM104 182V181H103ZM107 182V181H106ZM131 181H129V183H130ZM131 182V183H132ZM142 182V183H143ZM173 181H171V183H172ZM199 182H201L200 180H199ZM199 182H196V183H199ZM205 182V181H204ZM203 182V183H204ZM216 182V181H215ZM246 182V181H245ZM251 182V181H250ZM76 183V184H75ZM95 183V182H94ZM112 183V182H111ZM114 183V182H113ZM119 183H121V182H119ZM123 183V182H122ZM126 183V182H125ZM154 183L155 182H153V185H154ZM159 183H161L160 181H159ZM229 183H230V181H229ZM233 184H234V181L232 182ZM100 184V183H99ZM132 184H134V183H132ZM139 183L137 182V185H138ZM145 184H147V183H145ZM144 184V185H145ZM158 184V183H157ZM166 184V186H167V183H165ZM169 184V183H168ZM195 184V183H194ZM193 184V185H194ZM205 184V183H204ZM215 184V183H214ZM31 185V186H30ZM112 185V184H111ZM110 184H109V188H111L112 186H111ZM118 185V184H117ZM124 185V184H123ZM136 185V184H135ZM135 185H132V187L133 186H135ZM139 185H142V184H139ZM143 185V186H144ZM151 186L150 184H149V181H148V184H147V186ZM215 185H217V184H215ZM221 185H223V184H221ZM263 185H264V183H263ZM111 186V187H110ZM131 186V185H130ZM156 186V185H155ZM218 186V185H217ZM216 186V187H217ZM30 187V188H29ZM107 187V186H106ZM124 187H126V186H124ZM136 187V186H135ZM159 187V186H158ZM163 187H164V185H163ZM173 187H174V185H173ZM194 187V186H193ZM201 187H202V185H201ZM212 187V186H211ZM229 187V186H228ZM231 187V186H230ZM229 187V188H230ZM130 188V187H129ZM137 188V187H136ZM139 188V187H138ZM152 188V187H151ZM150 188V189H151ZM161 188V187H160ZM166 188H168V186L166 187ZM176 188H177V186H176ZM179 188V187H178ZM183 188V187H182ZM185 188V187H184ZM191 188V187H190ZM198 188H199V186H198ZM233 188V187H232ZM260 188V187H259ZM113 189V188H112ZM111 189V190H112ZM115 189V188H114ZM113 189V190H114ZM122 189V188H121ZM142 189H145V188H142ZM180 189V188H179ZM194 189H195V187H194ZM203 188H201V190H202ZM205 189H206V187H205ZM219 189V188H218ZM105 190H107V189H105ZM110 190V189H109ZM125 191H126V189H124ZM123 190V192L125 193V191ZM132 190H133V188H132ZM161 190V189H160ZM162 190H163V188H162ZM182 190V189H181ZM196 190V189H195ZM199 190H200V188H199ZM208 189H206V191H207ZM210 190V189H209ZM208 190V191H209ZM246 190V189H245ZM244 190V191H245ZM104 191V190H103ZM121 191V190H120ZM128 191V190H127ZM130 191V190H129ZM128 191V192H129ZM141 191V190H140ZM143 191V190H142ZM145 191V190H144ZM143 191V192H144ZM146 191H148V190H146ZM157 190H155V192H156ZM166 191V190H165ZM172 191V190H171ZM183 191H184V189H183ZM187 191V190H186ZM185 191V192H186ZM189 191H191L190 189H189ZM193 191V190H192ZM191 191V192H192ZM204 191V190H203ZM107 192V191H106ZM111 192V191H110ZM122 191L120 192V193H123ZM142 192V193H143ZM159 192V191H158ZM104 193V192H103ZM113 193H114V191H113ZM117 193H118V191H117ZM130 193H134V192H130ZM137 193H139V192H137ZM157 193V192H156ZM156 193H155V195H156ZM180 193V192H179ZM193 193H195L194 191H193ZM192 193V194H193ZM196 193H198V194H200L199 193V191L198 192H196ZM196 193H195V195H196ZM204 193H207L208 194V192H204ZM211 193H213L212 191H211ZM214 193H216V192H214ZM232 193V192H231ZM230 193V194H231ZM233 193H235V192H233ZM264 192H263V189H256V190H254L253 192H248V191H246V192H244V194L243 195H245V196H251L252 197V199H254L253 198V196L254 197H261L262 198V196L264 195L263 194ZM119 194V193H118ZM153 194V193H152ZM160 194H162V193H160ZM159 194V195H160ZM178 194V193H177ZM177 194H175V195H177ZM183 194V193H182ZM190 194V193H189ZM188 194V195H189ZM197 194V195H198ZM206 194V195H207ZM210 194V193H209ZM221 194V193H220ZM237 194V193H236ZM133 195V194H132ZM131 195V196H132ZM136 195V194H135ZM144 195V194H143ZM143 195H142V198H143ZM147 195V194H146ZM149 195V194H148ZM174 195V194H173ZM212 195V194H211ZM210 195V198H211V202H214L213 200L214 199H216V198H214L213 200H212V196L213 195H215V194H213L212 196ZM233 195V194H232ZM238 195V194H237ZM236 195V196H237ZM107 196V195H106ZM111 196V195H110ZM116 196H118V197H120L121 196V194H120V196L119 195H117L116 194ZM115 196V197H116ZM128 196H129V194L127 193L126 195H122L121 197H123V200H124V202L125 203H127L126 204V206H124L125 207V209H123L124 211L122 212V210H120L121 211V213H120V215H118L119 213H117V212H120L119 211V209H118V211H116V212H113V208H115V207H113L112 209H111V211L113 212V213H117V215H118V217H119V219L121 218L122 220L123 219H126L128 222H132L133 224L134 223H136V221L137 222H140L139 220H141V219H139V217L137 216V214H135V212L133 211V209L132 208H134L133 207V202H135V201H133V199L131 198L130 199V197L131 196H129V198H128ZM140 196V195H139ZM139 196H137L136 198L138 199V197ZM150 196V195H149ZM158 196V195H157ZM156 196V197H157ZM164 196V195H163ZM166 197H167V195H165ZM180 196V195H179ZM200 196H202L201 194H200ZM209 196V195H208ZM217 196V195H216ZM231 196V195H230ZM234 196V195H233ZM239 196V195H238ZM90 197V198H89ZM94 197V196H93ZM147 197V196H146ZM154 196H152V198H153ZM160 197V196H159ZM158 197V198H159ZM186 198H187V196H185ZM184 197V198H185ZM191 197H192V195H191ZM191 197L190 196H188V198L185 200L186 202L185 203H187L188 204V202H190V203H194V205H195V202H197L198 201V199H200L201 200V197H199V196H197L198 198L197 199H191ZM196 197V196H195ZM219 197H220V195H219ZM219 197H218V199H219ZM95 198V197H94ZM97 198H98V196H97ZM111 197H109V200H112V199H110ZM114 198V197H113ZM128 198V199H127ZM135 198V199H136ZM150 198H151V196H150ZM149 198V199H150ZM167 198H170V197H167ZM172 198V197H171ZM170 198V199H171ZM181 198V197H180ZM194 198V197H193ZM205 198H209V197H205ZM249 198V197H248ZM117 199V198H116ZM120 199V198H119ZM134 199V200H135ZM141 198H139V200H140ZM145 199V197L143 198V200ZM148 199V201H150ZM155 199V198H154ZM157 199V198H156ZM224 199V198H223ZM231 199H233L232 198V196H231ZM94 200V199H93ZM92 200V201H93ZM99 200H101V199H99ZM105 200H107V199H105ZM121 200H122V198H121ZM121 200H119V201H121ZM159 200V199H158ZM178 200V199H177ZM183 200V199H182ZM199 200V201H200ZM260 200V199H259ZM51 201V202H50ZM112 201H114L115 202V200L113 199ZM117 201H118V199H117ZM116 201V202H117ZM142 201V199L140 200V202ZM152 201V200H151ZM151 201H150V203H151ZM160 201L162 202V200L160 199ZM170 201V200H169ZM168 201V202H169ZM173 201V200H172ZM199 201H198V204H199ZM202 201V200H201ZM210 200L208 199V201H206L205 200V203L206 202H209ZM220 201H221V199H220ZM229 200H227V202H228ZM244 201V200H243ZM264 201V200H263ZM10 203V206H8V204L7 203ZM95 202V201H94ZM101 202V201H100ZM122 202V201H121ZM143 202V201H142ZM145 202V201H144ZM144 202L143 203H138V204H144ZM156 202V201H155ZM160 202V203H161ZM181 202V201H180ZM179 202V203H180ZM184 202V201H183ZM261 202V201H260ZM108 203V202H107ZM119 202H117V204H118ZM125 203H123L122 202V204H125ZM131 203H132V205H131ZM136 203H137V200H136ZM135 203V204H136ZM153 203V202H152ZM157 203V202H156ZM164 203V202H163ZM178 203V202H177ZM182 203V202H181ZM201 203H203V202H201ZM201 203H200V205H201ZM205 203H203V204H205ZM230 203V202H229ZM255 203V202H254ZM259 203V202H258ZM145 204L147 205L148 203H146L145 202ZM144 204V205H145ZM155 204V203H154ZM149 204L151 207H147L146 206V208L143 210V212L145 213V214H147V216H145V214L143 215L142 213V215L146 218L145 219V221L148 219V222H149V224H151L152 225V227H153V230H154V233H153V231L149 234L152 238H150V236H148V238H150V240L148 239V241H146V243H145V241L142 239V235H143V233H142V235H140V237H139V239H138V241L141 243V242H143L144 243V245L143 246H145V247H143L144 249H142L141 250V248L142 247H140V243H138L137 242V240H136V242L134 241V239L132 240V241H134L135 243H132V244H130L129 242H127V243H129V246H127V247H124V248H120V247H122L121 245H120V247H119V250L120 251H122V249H125V252H127L128 253V255L130 254L131 256H129V258L131 259L130 261H132L134 264H234L233 263V261H228L227 259V251H229V249H232V248H234V247H237L236 249H238V247H240V246H238V244L240 245L241 243H240V241L239 242H236V240L237 239H239L240 240V237L238 238L236 235H235V237H236V239H234V240H232L233 241V244L232 243H229V244H225L224 242V244L225 245H227V248L225 247V249H222V250H218V251H208L207 249H203V248H207V246L209 245V242L212 240L211 238V240H207V238H208V236H207V232L205 233V230H204V233H205V235L207 236L206 237V239H205V237L203 236L204 234L202 233V232H198V233H196L195 231H196V229H197V227H196V229L194 228L195 227V225L193 224V227L192 228H194V229H192L191 227H190V225H189V227L191 228L190 229V232H188V233H184L183 235H181V237H179V238H182V239H180V240H182V242H184L183 243V245L185 244V248H186V245H189V247L186 249L187 250V252H188V249H190L192 246H195V244H196V241H197V243L199 242V240L201 241L200 243H202V245H201V247H203V248H201V247H199V245L197 246V247H199V251L200 252H195V251H197L196 250V248L194 249L195 251V253H190V250H189V252L187 253L188 254V256H186V257H184V255H182L180 252H182L183 253V251L185 250V249H183L182 251H180L179 250V248L177 249V246H175L174 245V243L177 241H180V240H177L178 238H176V240H174V243L172 244L171 243V238H167V236H166V238L167 239H163L162 238V235H164L165 233V235H167L168 233L166 232L167 231V224H168V221L171 219V218H169L168 219V221H167V218H165L166 216V212L164 211V210H166L167 211V209L169 210V208H167V209H164L163 211H164V213L162 212H160L159 210L161 209V204H158V205H161L160 206V209H155L156 207H154V206H156L157 204ZM168 204V203H167ZM206 204H208V203H206ZM205 204V205H206ZM209 204H211V203H209ZM217 204V203H216ZM222 204H223V201H222ZM241 204V203H240ZM100 205V204H99ZM109 205H111V204H109ZM137 205V204H136ZM154 205V206H153ZM173 205V204H172ZM177 205V204H176ZM184 205H186V204H183V207H184ZM191 205V204H190ZM199 205V206H200ZM212 205H213V203H212ZM230 205V204H229ZM257 205V204H256ZM259 205H260V203H259ZM120 206V205H119ZM215 206V205H214ZM214 206H213V208H214ZM224 206V208H225V206L226 205H223ZM263 206V205H262ZM48 207H49V205H48ZM51 207V206H50ZM110 207V206H109ZM137 207V206H136ZM135 207V208H136ZM140 207V206H139ZM164 207V206H163ZM168 207V206H167ZM177 207V206H176ZM195 207V206H194ZM201 207V206H200ZM206 207H209L208 205L206 206ZM254 207V206H253ZM255 207H258V206H255ZM255 207H254V211H255ZM106 208H108V207H106ZM105 208V209H106ZM134 208V209H135ZM185 208H186V206H185ZM184 208V209H185ZM196 208H199L198 206L196 207ZM203 208V207H202ZM251 208V207H250ZM260 208V207H259ZM258 208V209H259ZM73 209V208H72ZM73 209V210H74ZM109 209V208H108ZM107 209V210H108ZM183 209V208H182ZM188 209H189V207H188ZM188 209H185L186 211L188 210ZM193 209H195V208H193ZM201 209V208H200ZM205 209V208H204ZM206 209H208V210H210L209 208H206ZM212 209V208H211ZM220 209V208H219ZM221 209H223V208H221ZM253 208H251V210H252ZM258 209H257V211H258ZM261 209V208H260ZM259 209V210H260ZM73 210H71V211H73ZM79 210V211H80ZM115 210H116V208H115ZM136 210V209H135ZM162 210V209H161ZM173 209H171V211H172ZM178 210V209H177ZM179 210H181V207L179 206ZM184 210V211H185ZM190 210V209H189ZM197 210V209H196ZM202 210V209H201ZM213 210V209H212ZM228 210V209H227ZM243 210H244V208H243ZM52 211V210H51ZM55 211V210H54ZM69 211V210H68ZM78 211V212H79ZM110 211V212H111ZM137 211H138V209H137ZM136 211V212H137ZM146 211V212H145ZM171 211H167V213L169 214V213H171ZM205 211H207V210H205ZM226 211V210H225ZM224 211V212H225ZM232 211V210H231ZM237 211V210H236ZM246 211V210H245ZM57 214H58V212L57 211H55ZM74 212V211H73ZM78 212L76 211L75 213L76 214H78ZM108 212V211H107ZM141 212H142V210H141ZM179 212V211H178ZM182 212V211H181ZM180 212V213H181ZM189 212V211H188ZM198 212L199 211H197V213L196 214H198ZM201 212V211H200ZM199 212V213H200ZM208 212H210V211H208ZM226 212H228L227 214H229V211H226ZM244 212V211H243ZM260 213L262 212V211H259ZM259 212H256L257 214L259 213ZM62 213V212H61ZM69 213H70V211H69ZM72 213V212H71ZM81 213V212H80ZM79 213V214H80ZM86 213V211L84 212V214ZM112 213V214H113ZM190 213V212H189ZM194 213H195V211H194ZM213 212H211V213H206V212H204L203 213V215H205V214H212ZM235 213V212H234ZM238 213H240V211L239 212H237V214ZM248 213V212H247ZM255 213V212H254ZM253 213V214H254ZM264 213V212H263ZM57 214H55V215H57ZM60 214V213H59ZM66 214V213H65ZM78 214V215H79ZM88 214H90L89 212H88ZM107 214V213H106ZM111 214V213H110ZM168 214H167V216H168ZM172 214V213H171ZM170 214V215H171ZM174 214H175V210H174ZM184 214H186V213H184ZM192 214V213H191ZM190 214V215H191ZM227 214H224V215H226V217H224L223 216V218H225V219H227ZM236 214V213H235ZM234 214V215H235ZM236 214V215H237ZM245 214V213H244ZM257 214H255V216L256 217H259L260 218V215L259 216H257ZM72 215V214H71ZM82 216H84L83 214H81ZM176 215V214H175ZM188 215V214H187ZM201 216H202V214H200ZM246 215V214H245ZM30 216V217H29ZM58 216H60V215H58ZM62 216V215H61ZM60 216V217H61ZM66 216V215H65ZM68 216H69V214H68ZM67 216V217H68ZM75 216V215H74ZM90 216H92V215H90ZM90 216H88V217H90ZM110 216H112V215H110ZM141 216V215H140ZM143 216H141V217H143ZM171 216H173V215H171ZM171 216H169V217H171ZM177 216H178V214H177ZM180 216V215H179ZM184 216H186V215H184ZM195 216V215H194ZM209 216V215H208ZM208 216H206V217H208ZM212 216H214V215H212ZM211 215H210V217H212ZM229 216H233V215H230L229 214ZM250 216V215H249ZM78 217V216H77ZM113 217H115V215L113 216ZM175 217V216H174ZM190 217V216H189ZM189 217H187V218H189ZM196 217V216H195ZM200 217V216H199ZM205 217V218H206ZM210 217H208L207 219H209ZM216 217V216H215ZM240 217V216H239ZM243 217V216H242ZM247 217H248V215H247ZM261 217H264V215L263 216H261ZM70 218V217H69ZM68 218V219H69ZM80 218V217H79ZM86 218V217H85ZM84 218V219H85ZM92 218V217H91ZM91 218L89 219V220H91ZM191 218V217H190ZM204 217H203V219L204 220H206ZM213 219H214V217H212ZM230 218V217H229ZM229 218L227 219V220H229ZM232 218V220L234 221V217H231ZM249 218L250 217H248L247 219H248V221H249ZM255 218V217H254ZM253 218V219H254ZM63 219V218H62ZM65 219H66V217H65ZM67 219V220H68ZM72 219V218H71ZM93 219V220H94ZM110 219V218H109ZM116 219V218H115ZM139 219V220H138ZM144 219V218H143ZM172 219H173V217H172ZM183 219H185V218H183ZM183 219L182 218H180L179 217V223L182 221V223L181 224H179L178 222H176V223H178L179 225H181L182 226V224H183ZM200 219L202 220V218L200 217ZM211 219V218H210ZM225 219H223L222 221H224V224L226 225V227L224 228V229H222V231H221V234L222 235H224V236H222L223 238L225 237V236H228V234L226 233V232H229L230 233V231H228L231 227H234V226H230V225H232V224H229L228 225V221L227 220H225ZM239 219V218H238ZM237 219V220H238ZM241 219V218H240ZM243 219H244V217H243ZM242 219V220H243ZM245 219H246V216H245ZM244 219V220H245ZM246 219V220H247ZM76 220V219H75ZM75 220H73L74 221V223H75ZM87 220V219H86ZM108 220V219H107ZM177 220V219H176ZM191 220V219H190ZM194 222H197V221H195L194 220V218L192 219ZM203 220V221H204ZM216 220V219H215ZM219 220V219H218ZM243 220V221H244ZM256 220H258V219H256ZM260 220V219H259ZM258 220V221H259ZM263 220H264V218L262 219V222H263ZM69 221V220H68ZM68 221H66V222H68ZM82 221V220H81ZM80 221V222H81ZM99 221V222H98ZM109 222L108 223H110V220H108ZM116 221V220H115ZM185 221H187V220H185ZM221 221V220H220ZM219 221V222H220ZM231 221V220H230ZM239 221V220H238ZM242 221V222H243ZM111 222H112V220H111ZM121 222V221H120ZM125 222V221H124ZM124 222H123V224H124ZM127 222V223H128ZM143 222V221H142ZM188 222H189V220H188ZM187 222V224H189ZM211 222H213V220L211 221ZM215 222V221H214ZM214 222H213V224H214ZM250 222H252V221H250ZM253 222H255V219L253 220ZM260 222V221H259ZM262 222H261V224L259 225V228H258V230H260V231H262L263 233H264V222H263V224H262ZM73 223V222H72ZM73 223V224H74ZM90 223V222H89ZM116 223H118V222H116ZM115 223V224H116ZM130 223H128V225L130 224ZM201 223V222H200ZM206 223H207V221H206ZM206 223H204L203 222V224H206ZM222 223V222H221ZM233 223V222H232ZM237 223V222H236ZM241 223V222H240ZM244 223H246V221H244ZM75 224H78L77 222L75 223ZM74 224V225H75ZM87 224H88V222L86 223V226H87ZM111 224H114V222L113 223H111ZM114 224V225H115ZM140 224V223H139ZM169 224H170V222H169ZM175 223L173 222V226H175V227H177V225H174ZM187 224H185L184 226L186 227V225ZM210 224V223H209ZM216 224V223H215ZM223 224V223H222ZM223 224V225H224ZM249 224V223H248ZM256 225L255 226H257L258 224L257 223H255ZM81 225V224H80ZM79 225V226H80ZM125 226L127 225L126 223L124 224ZM132 225V224H131ZM136 225V224H135ZM134 225V226H135ZM145 225V224H144ZM144 225H142V226H144ZM178 225V226H179ZM197 225H200V224H197ZM196 225V226H197ZM207 225H208V223L206 224V226L205 227H207ZM227 225H228V230H227ZM238 225V224H237ZM241 225V224H240ZM240 225H238L239 227H240ZM245 225V224H244ZM250 225H252V224H250ZM249 225V226H250ZM78 226V227H79ZM120 226V225H119ZM139 226V225H138ZM142 226H141V229L140 228H137V225H136V228L138 229V230H142L143 228H142ZM146 226V228L148 227L147 225H145ZM150 226V225H149ZM171 226V225H170ZM203 225H201V227H202ZM210 226H212V223L210 224ZM214 226V225H213ZM212 226V227H213ZM218 226H220L221 227V225H219L218 224ZM245 226H247V224L245 225ZM85 227V226H84ZM94 227H96V226H93V228ZM111 227V226H110ZM113 227H115V226H113ZM116 227H117V229H118V226L116 225ZM121 227H122V225H121ZM121 227H120V229H121ZM151 227V226H150ZM168 227H169V225H168ZM180 227V226H179ZM188 227V226H187ZM211 227V228H212ZM244 226H242L241 228H240V230L239 231H243L242 233H243V235H244V233H245V228H243ZM252 227V226H251ZM251 227H249V228H251ZM70 228V229H69ZM97 228V227H96ZM109 228V227H108ZM124 228V227H123ZM127 228V227H126ZM126 228H124V229H126ZM135 228V227H134ZM183 228V230H184V227H182ZM208 228H209V225H208ZM208 228H206V229H208ZM214 228V227H213ZM217 228H219V227H217ZM223 228V227H222ZM235 228H237V227H235ZM256 229H257V227H255ZM85 229H87V228H85ZM91 229V231L93 230L92 229V227L90 228ZM100 228H98V230H99ZM116 229V228H115ZM115 229H113V231L115 230ZM123 229V230H124ZM129 229V228H128ZM132 229H133V227H132ZM132 229H129V230H132ZM136 229V230H137ZM169 229V228H168ZM172 227H171V232H173L174 233V230L172 231ZM178 230H180L181 228H177ZM177 229H176V231H177ZM187 229V228H186ZM185 229V230H186ZM205 229V228H204ZM216 229V227L214 228V230ZM232 229V228H231ZM230 229V230H231ZM244 229V230H243ZM254 229V228H253ZM84 230V229H83ZM109 230V229H108ZM110 230H111V228H110ZM128 230V231H129ZM144 230V229H143ZM139 231L140 233L141 232H144V231ZM149 230V229H148ZM200 230H203V228L202 229H200ZM220 230V229H219ZM234 230H236V229H234L233 228V231ZM257 230V231H258ZM52 231H53V233H52ZM94 231V230H93ZM97 230H95L94 232H96ZM113 231H111V232H113ZM115 231H117V230H115ZM114 231V232H115ZM119 231V230H118ZM126 231V230H125ZM123 232V231H121V232H123V233H126V232ZM145 231H147L146 229H145ZM170 231V230H169ZM187 231V230H186ZM186 231H181L180 233H182V232H186ZM210 231H211V229H210ZM216 231H218L217 229H216ZM239 231H238V233H239ZM248 231V230H247ZM249 231H251V230H249ZM252 231H254V232H256L255 230H252ZM251 231V232H252ZM82 232H84V231H82ZM86 232H87V230H86ZM88 232L90 233V230L88 229ZM103 232V231H102ZM105 232H107V229H106V231ZM109 232V231H108ZM107 232V236L109 237L110 235L109 234H111V233H108ZM132 232V231H131ZM133 232H136L135 231V229H134V231ZM138 232V233H139ZM235 232V231H234ZM236 232H237V230H236ZM235 232V233H236ZM97 233V232H96ZM99 233V235L101 234V232L99 231L98 232ZM97 233V234H98ZM122 233V234H123ZM146 233V232H145ZM144 233V234H145ZM147 233H149L148 231H147ZM170 233V232H169ZM209 233V232H208ZM211 233H213V231L211 232ZM225 233L227 234V235H225ZM84 234V233H83ZM91 234H94V233H91ZM97 234L95 235V236H97ZM114 234V233H113ZM112 234V235H113ZM115 234H117V233H115ZM127 235L129 234L130 236H131V234L130 233H126ZM133 234V233H132ZM135 234H137V233H134V235ZM171 234V233H170ZM174 234H176V233H174ZM179 234V233H178ZM214 234V233H213ZM213 234H212V236H213ZM219 235V237L221 236V234H220V232L218 231V233H216L215 234V236L214 237H217L216 235ZM253 234V233H252ZM256 234H258L257 232H256ZM84 235H87V233H85ZM90 234H88L87 236H89ZM105 234H104V236H106ZM117 235H119V234H117ZM117 235L115 236V237H117ZM133 235V236H134ZM180 235V234H179ZM179 235H177V236H179ZM231 236H233L232 234H230ZM230 235L228 236V237H230ZM237 235H241V234H237ZM250 235V234H249ZM94 236V235H93ZM130 236H128V237H130ZM139 236V235H138ZM145 236V235H144ZM143 236V237H144ZM168 236H170V235H168ZM174 236V235H173ZM245 236V235H244ZM255 236V235H254ZM259 236V235H258ZM84 237V236H83ZM102 236H100L99 238H101ZM113 237V236H112ZM122 237H123V240L125 239L126 240V235H125V238H124V236L122 235ZM137 237V236H136ZM146 237V236H145ZM165 237V236H164ZM171 237H172V234H171ZM261 237H263V236H261ZM89 238V237H88ZM104 238L105 237H103V239H102V244H103V240H104ZM118 238H119V236H118ZM134 238H135V236H134ZM163 239V240H166L165 242L166 243H164L162 240V242L164 243V244H161V245H158L159 247L158 248H156L157 246V244L155 245V242H158V241H160L159 239ZM227 238V237H226ZM234 238V236L232 237V239ZM241 238H242V236H241ZM256 238V237H255ZM258 238V237H257ZM106 239V238H105ZM107 239H109V238H107ZM115 239V238H114ZM120 239V238H119ZM118 239V240H119ZM127 239H129V238H127ZM140 239L141 240H143V241H140ZM230 239V238H229ZM247 239H248V237H247ZM94 240H95V238H94ZM100 240V239H99ZM98 240V237H97V239L95 240V242L96 241H98V243L97 244H101L100 243V241ZM110 240V239H109ZM115 240H117V239H115ZM117 240V241H118ZM124 240V241H125ZM130 240V239H129ZM129 240H127V241H129ZM146 240V239H145ZM172 240H173V237H172ZM215 241L217 240V239H214ZM220 240V239H219ZM219 240H217L216 242H218ZM226 240H228V239H225L224 241L226 242ZM257 240V239H256ZM93 241V240H92ZM121 241H122V238H121ZM123 241V242H124ZM132 241H130V242H132ZM213 241V240H212ZM230 241V240H229ZM232 241H230V242H232ZM242 241V240H241ZM260 241V240H259ZM116 242V241H115ZM119 242V241H118ZM176 242V243H177ZM181 242V243H182ZM195 242V244L193 245L192 244V246H190L191 245V243H194ZM221 242V241H220ZM220 242H218V244H220ZM234 242H236V243H234ZM247 242V241H246ZM245 242V243H246ZM256 242H258V241H256ZM89 243V242H88ZM126 243V242H125ZM180 243V246L182 247V244ZM91 244V243H90ZM93 244H94V242H93ZM113 245H114V243H112ZM121 244H122V242H121ZM124 244V243H123ZM178 244H179V242H178ZM213 244V243H212ZM215 244V243H214ZM243 244V243H242ZM258 244V243H257ZM105 244H103V246H104ZM109 245V244H108ZM117 245V244H116ZM127 245V244H126ZM155 245V246H154ZM244 245V244H243ZM243 245H241V247L243 248ZM89 246V244L87 245V247ZM94 246H97L96 244H94ZM142 246V245H141ZM156 248V249H154V247ZM224 246V245H223ZM222 246V247H223ZM247 246V245H246ZM245 245H244V247H246ZM264 246V245H263ZM86 247V248H87ZM91 247V246H90ZM90 247H88V248H90ZM99 247V246H98ZM97 247V250L98 249H100V248H98ZM111 247V246H110ZM214 246H211V248H213ZM219 247V246H218ZM241 247H240V249H241ZM92 248V247H91ZM90 248V251L92 250V252H93V248L91 249ZM102 248H104V247H102ZM106 248V247H105ZM114 248H115V246H114ZM145 248H152L153 249V252L152 253H149L148 252V249L146 250ZM183 248V247H182ZM182 248H180V249H182ZM193 248V247H192ZM215 248H217V246H216V244H215ZM215 248H213V249H210V247H209V249L210 250H214ZM95 249V248H94ZM108 249H109V247H108ZM118 249V248H117ZM221 249V248H220ZM246 249V248H245ZM244 249V250H245ZM257 249H258V247H257ZM81 250V249H80ZM79 250V251H80ZM83 250V249H82ZM86 250V252L89 250H87V249H85ZM97 250H96V252H97ZM102 250H104V249H102ZM145 250L147 251V253H149V255L145 252ZM215 250H217V249H215ZM235 250V249H234ZM234 250H233V252H234ZM239 250V249H238ZM74 251V250H73ZM72 251V252H73ZM76 251V250H75ZM75 251H74V253H75ZM106 251V250H105ZM110 251H112V249L110 250ZM117 251L118 250H116V251H112V252H115V253H117ZM120 251H119V253H120ZM124 251V250H123ZM180 251V252H179ZM192 252H193V250H191ZM203 251H206L207 252V254L206 253H204ZM220 251V252H219ZM232 251V250H231ZM242 251V250H241ZM76 252H78V249H77V251ZM81 252H83V251H81ZM108 252V251H107ZM125 252H123V253H121V254H119V255H121V256H123L124 255V253ZM230 252V251H229ZM244 252V251H243ZM80 253V252H79ZM78 253V255H80ZM84 253V252H83ZM88 253V252H87ZM91 253V252H90ZM109 253V252H108ZM127 253H125V254H127ZM146 253V254H145ZM184 253H185V251H184ZM211 253H213V254H211ZM70 255H71V253H69ZM73 254V253H72ZM76 254V253H75ZM92 254V253H91ZM94 254H96V253H94ZM104 254H107V253H104ZM103 254V252L100 254V256H105ZM111 254V253H110ZM238 254H240L239 252H237V255ZM77 255V254H76ZM76 255H74V256H76ZM114 255H116V254H114ZM118 255V256H119ZM148 255V256H147ZM203 255H206V256H204V258H206V260L204 261L203 260ZM235 255V254H234ZM237 255L235 256L236 257V259H237ZM244 255V254H243ZM242 255V256H243ZM96 257H98L97 256V254L95 255ZM106 256H108V255H106ZM231 256H233V255H231ZM250 256V255H249ZM95 257V258H96ZM120 257V256H119ZM239 258H240V256H238ZM247 257H248V255H247ZM52 258V259H51ZM54 258H56L57 259V262H50V261H52V260H54ZM100 258V257H99ZM98 258V259H99ZM103 258V257H102ZM108 258V257H107ZM115 258H117L116 256H115ZM125 258H127L126 256H125ZM124 258V259H125ZM242 258V257H241ZM249 258V257H248ZM101 259V258H100ZM105 259V260H104ZM103 260L104 261H106L107 262V260H106V257L104 258ZM109 259V258H108ZM119 259H121V258H118V261H120ZM123 259V257H122V260H124ZM233 259H235L234 258V256H233ZM243 259V258H242ZM241 259V260H242ZM251 260H252V258H250ZM250 259H248L249 261H250ZM115 261H117L116 259H114ZM114 260H112V261H114ZM126 260V259H125ZM56 261V260H55ZM103 261V262H104ZM110 262H111V260H109ZM117 261V262H118ZM129 261V260H128ZM127 261V262H128ZM130 261L128 262L129 264H132V262L130 263ZM239 260H237V262H238ZM247 261V260H246ZM255 261V260H254ZM105 262V263H106ZM109 262V263H110ZM120 262H122V261H120ZM119 262V263H120ZM114 263V262H113ZM123 263H124V261H123ZM122 263V264H123ZM239 263V262H238ZM244 263H247V262H244ZM116 264V263H115ZM126 264V263H125ZM248 264V263H247ZM255 264H264V247H262V249H260L259 250V252H257V257H256V263Z\"/></svg>","mask_w":264,"mask_h":264},{"label":"water","instance_id":"3","mask_svg":"<svg viewBox=\"0 0 264 264\" xmlns=\"http://www.w3.org/2000/svg\"><path fill=\"white\" fill-rule=\"evenodd\" d=\"M256 12H258L257 10H255V14ZM255 38L253 39H248V40H245L244 43L242 44V49H238L235 48L238 52V54H240L241 57H246L244 59H247V60H255L256 59V65H258L260 63V60L261 59H258L256 57V53L254 52V50H258V51H264V40L262 39V36L259 35V34H256L254 36ZM208 39L209 42L207 43H204L203 46L206 48V49H216V51H219L220 49H217V45H218V41L217 39H213L212 37H206ZM206 38L204 37L203 40H206ZM173 47H175L173 45ZM186 48L188 47H184V48H178L179 50H176L178 51L179 53L184 51ZM178 55V54H177ZM180 55V54H179ZM201 61V60H200Z\"/></svg>","mask_w":264,"mask_h":264}]
</instances>
